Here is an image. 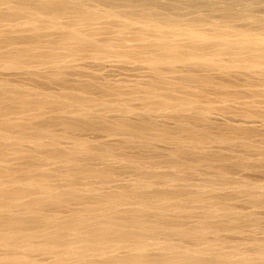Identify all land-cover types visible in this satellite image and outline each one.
Returning <instances> with one entry per match:
<instances>
[{
  "label": "bare ground",
  "instance_id": "bare-ground-1",
  "mask_svg": "<svg viewBox=\"0 0 264 264\" xmlns=\"http://www.w3.org/2000/svg\"><path fill=\"white\" fill-rule=\"evenodd\" d=\"M102 1L105 2V3L106 2L107 3H113L115 0L114 1L113 0H102ZM135 1L132 0L131 2H134V4H136ZM140 1L138 0L137 2H140ZM147 1L144 0L141 3H139L138 5L136 4V6H138V8L141 9L140 10V13H142V10H143V12H145L146 10H148L147 7H150L149 5L152 4V3H149L150 1H148V2ZM76 2L77 1H75V3ZM126 2L131 3L129 0H126ZM71 3H72V1H71ZM71 3L69 2V0H0V56L1 55H5V56L10 57L11 58V61H13V64L14 65L9 66L11 63L8 65L7 62H6V59H8V58L4 59L3 56H2V58L0 60H2V59L5 60L4 62H6V64L9 67H13V66H15V64H18L19 65L18 67H20L21 66L20 64H22V66H23L24 63H25L24 66H23L24 68H25V65L26 64H27V66L29 65V68L26 67V69L28 68V69L31 70V68H33L35 66L36 67H40L39 70L40 71L43 70L44 71L43 73L46 74V75H44V77L42 76L43 79L45 78V76H47L46 79L49 78L50 79V80L48 79L49 81H51V80H53V81H59L64 86V88L67 86V84H70L69 82H71V81H70V77L68 79V76L69 75H73V74H71V73L68 74V72L67 73H64L61 70L62 66L65 65V64L64 65L63 64L62 65L60 64L61 62H64L63 60L61 61L63 55H65L63 53H66V54H68L67 56H70V55H73V54H76L77 55L78 52L83 51L84 49H86V50L88 49L89 50V48H90V50H89L90 52L92 50H95V51L98 50V48H100V44H96L98 41L97 42H93L94 40L92 41V40L86 38L89 35L90 36L91 35H96L97 32H98V29H96V28L93 29V28H91L92 27L91 25H90L91 27L90 26H87V25L90 24L89 22H92V21H96L98 19H101L102 16L100 17V15L103 13V12L102 13L101 12H98L97 11L98 10L97 8H95V9H97L96 10V12H97L96 14H94L93 12H88L90 8H88V11L86 9L87 7L84 8L85 2H84V4H83V2L82 3L79 2L80 4L78 3V5H77V3L75 5L74 2H73L74 4L73 3L71 4ZM119 3H120V1H119ZM81 4H83V7L81 6ZM128 5H130V4H128ZM125 6H127V4ZM130 6H132V4ZM133 6H135V5H133ZM128 8L130 9V7H128ZM93 9L92 10L90 9V10L91 11H95ZM101 10H103V9H101ZM149 10H150V8H149ZM229 10H226L229 14L230 13H233V14H235V16H237V14H236L237 13L236 12V8L234 9L235 11L232 10L231 8H229ZM29 11H30V13L33 12L32 13L33 14L32 15L33 18L35 17L34 16L35 15L34 12L37 13V15H39V16L35 17V21L33 19V21L37 25H38L39 22H41V21H39V19H38V21H39L38 22L37 21V18L38 17L40 18L42 14L44 15V17H42L40 20H42L43 18L44 19L47 18V19H45V21H46L45 23L52 22L51 24L56 23L58 25L57 26H52L51 24L48 23V25H44L45 26L44 27V26H41V23H39L40 24V28L42 27L40 29V28H38L39 25H38V27H33V26H37V25H35V23H33L31 21L32 20L31 18L28 20V22L27 21H23L24 19L23 20L20 19L23 22L22 23L20 22L18 24V22H17L18 21V17L17 16H22L24 13L27 14L26 12H28L27 16L28 15H31V14H29ZM121 12L124 14L123 11H121ZM98 13H100V14L98 15ZM136 13L137 12H135V16H136ZM20 14H22V15H20ZM146 15H148V14H146ZM243 15H245V14L243 13ZM243 15H242V17H245ZM255 15H256V13H255ZM255 15H254V17H255ZM107 16L109 18L110 15H107ZM140 16L138 15L137 17H140ZM165 16L166 15H164V17ZM256 16H258V15H256ZM263 16H264V14H263ZM240 17H241V15H240ZM15 18H16V20H15ZM61 18H63V19L64 18H70L71 21L72 20H75L76 21V18H77L80 21L79 23H82L84 26L81 24V26H82V27H80L81 30L78 29V31L77 30L75 31V29L74 30L73 29L71 30L70 28H68L69 27L68 26L69 23H67V26L68 27L64 26L65 23L64 24L63 23L62 24L59 23V20ZM253 18L251 17L252 21L254 20ZM25 19H26V17H25ZM121 19H123V18H121ZM172 19H173V17H172ZM251 19H250V22H251ZM111 20H113V19H111ZM197 20L198 19L195 20V23H197ZM238 20H241V19H238ZM259 20H262V19L260 18ZM14 21H16L17 24H15ZM115 21H116V19L114 20V23H116ZM147 21H149V20H147ZM152 21H153V19H152ZM24 22H26V23H24ZM42 22H43V20H42ZM104 22H105V19H104ZM118 22L119 21H117V24H118ZM129 22H131V21L129 20ZM129 22H128V24H129ZM160 22H159V24H162V21H160ZM170 22H172V21H170ZM28 23L31 24V25L33 24V26L30 27V25ZM124 23H126V21L123 22V24ZM135 23H136V21H135ZM137 23H139V22H137ZM157 23H158V21H157ZM216 23H218V21ZM226 23H223V24H226ZM232 23H236V22L232 21ZM262 23H263V21H262ZM26 24L28 25V27H22V26H25ZM110 24H108L109 27H110ZM117 24H116V26H117ZM145 24H144V26H145ZM213 24H215V23H213ZM247 24H249V23H247ZM101 25H104V24L101 23ZM130 25H132V23ZM149 25L151 26L152 24H149ZM171 25H173V24H170V26ZM205 25H209V24H205ZM211 25H212V23H211ZM260 25H262V24H260ZM72 26L73 25L70 22V27L72 28ZM116 26H114V27L116 28ZM155 26H156V24H155ZM234 26H237V24L234 25ZM240 26H242V25H240ZM247 26H245V27H247ZM254 26L257 27L258 25H255L254 24ZM75 27H77V26H75ZM102 27H104V26H102ZM200 27H202V26H200ZM213 27H215V26L213 25ZM216 27L218 28V26H216ZM227 27H228V24H227ZM245 27H244V29H245ZM98 28H101V27H98ZM123 28H124V26H123ZM153 28H155V27H153ZM153 28H151V30ZM189 28L192 29L191 27H189ZM204 28L202 30H205ZM224 28H225V26H224ZM229 28H230V26H229ZM254 28L255 27H253V29ZM190 29H189V31H190ZM105 30H107V29H105ZM117 30H120V29L118 28ZM145 30H147V29H145ZM179 30H182V29L179 28ZM198 30L201 31V29H198ZM208 30H210V29H208ZM223 30H225V29H223ZM102 31H104V29ZM114 31H113V33H114ZM125 31H126V29H125ZM117 32L120 33L119 31H117ZM191 32H193V31L191 30ZM194 32H195V30H194ZM194 32H193V34H196L197 31L195 33ZM205 32H207V31H205ZM227 32L229 33V31H227ZM183 33L186 34L187 32L186 33L183 32ZM199 33H201V32H199ZM251 33H254V32H251ZM251 33H250V36H251ZM260 33H261V30H260ZM263 33L264 32L262 31V35H263ZM98 34H100V33H98ZM121 34H124V33H120L119 36H121ZM138 34H139V32H138ZM149 34H150V31H149ZM227 34L226 33H224V35L221 34L222 35V38L220 36V39H219V37H218V39H216L217 36H219V34L216 33L215 34L216 35L215 38L210 36L211 38H214V39H212V40L209 39L208 40V38H207V41L205 40L206 38H204V37H202V35H200L202 37V39L205 40L206 42L205 41L202 42L201 39H200V41L202 43L201 42H198V41L196 42L197 44L198 43H201L199 45H197L194 42L195 40H198V39H195V37H193L195 40H193L192 42H194L195 44L191 42L192 46H190L191 47L190 49L194 48V50L196 51V54L194 56H192V54L191 55H188L190 51L189 52L187 51L188 54L186 53L185 50H182V51L179 52V50H176V48L178 49V47L176 45H172L171 42H170V40H167L170 43H168L166 41H162V43L163 42L165 43L164 45H166L165 48H167V50H169V51H171V50L174 51L175 50L176 53L178 51L181 54L184 51L186 53V55H187V56H185L186 58L188 56H190L189 58L198 61L199 63L197 65H195V70H196V67H198L199 69H201V71L204 72L202 75H198V74H195V73L190 72L191 71L190 70L189 71L190 72L189 75H186L184 77L182 76V77H180L181 79L177 77V79L175 81H178V82L175 83V84L172 83L173 85L171 84L170 81H168L169 79L168 80L166 79L167 81L164 80L165 76H164V78H162L163 77L162 74L163 75L169 74L170 71H171V68H172V67L169 68V66L166 67L169 64L171 66V63H173V61H171L173 59L170 60V58L168 59L167 57L166 58L169 60V63H167V61H164V60L161 62V65L164 62L165 68L162 66L164 70H160L161 69L160 68L161 66L159 67L158 66L159 64H156V63L155 64L152 63V67H149L150 65L148 66L149 68H151V69H153L155 71V72H153V73H155V75L158 73L156 76H159V74H160V76H162L161 77L162 80H160L161 82L159 81L160 82L159 84H161V85H159L158 82L156 83L158 86L156 84H154V81H152V82L150 81L151 83H153V85L150 82L149 83L146 82L147 84H150V85L145 86V84H146L145 83L144 84L145 87H142L140 85H139V87L137 85L136 86L134 85L133 87H130V86L124 87L125 85L124 86H120L121 85L120 83H119L118 86L117 85L116 86L115 85L111 86L109 84L108 85L106 84V83H108L107 81H106V83L105 82H101L102 84L105 83L104 86H101V84H100V81L101 80L99 81V84H93L92 82L90 84V81L89 80H87V81H89V84L86 83V81L84 82V83H86V85H84V83H83L84 86L82 88L83 89L85 88L84 90L87 92V95H88L89 92L95 93L98 90H100V92L103 91L102 94L103 93L104 94L106 93V95H108V96H111L109 94H112L113 97L115 95V97L117 98V101H120L119 102L120 105H121V103L124 104L125 102H128L126 100H130L129 102L134 101V103H136V101H139V103L142 104V105L141 104L140 105L142 107L143 112H142V114L140 113V115L138 114V117H137L138 119L135 122H133V121H134V119L136 117L133 120H130V118L128 119V116H127V118L124 116L125 114H127L125 112V110H128L130 108L129 106H126V105H129V102L128 103H125L126 105L124 106V109H119L118 108V111H120V114H119V112L115 108H113L114 106L113 107L110 106L112 108V110L115 109L118 112V114L116 112H114V113L117 114V116L115 115L116 117L112 121V120H109V119H111V117H113V116H111L110 118L107 119V117L105 116L106 115L105 114L106 111H104L105 113L104 112L102 113V111H101L102 109L101 108H98L97 104H96V106H97L96 112H99L98 116L95 115V111L93 112V108L96 109V106H93L92 108H89L88 109V107H89L88 103H91V102L97 103V102H95V100L94 101L91 100V95L90 94H89L90 95L89 96L90 97V100H88V97L87 96L86 97L84 96L85 97V100H84V97L82 96V98H83L82 99L81 96H80V94H78L77 92L73 91L74 86L73 87L71 86V88H69L70 86H68L67 89H66L67 91H68V88L70 89V91L72 90L71 91L72 94L69 91H68V93L65 92V94H67V95H65V98L68 97V99H69V96H70V100L72 101L71 102L72 105H69L67 103V100L64 99V95H63L64 94L63 93L64 91H63V89H62V95H60V96H56V92H55V95L53 94V96H51V95H44L45 94L44 93L45 91L44 92L42 91L44 94H41L40 93L41 95H39V96L36 94L37 96L34 97V92H33V97H31L32 94H30V93H31V90L33 91V89L30 88L31 89L30 90V89L27 88L28 90H30V93L28 92V90L26 88L23 90V86H22V88H20L19 90H17L16 89L17 86H14L13 85L15 82L13 84L10 82L14 86L13 89H12V85L10 83H8V84H10L9 87H11L10 89H8V87H5V86H8V84L6 85V83L8 82L7 79H6L7 82L4 83L5 86H4V84H2L6 89H4V87H1L0 86L1 87L0 88V162L1 163L3 162L5 165H7V167L5 166L6 167V169H5L6 172H8V170L11 169L12 166L16 167V168H14L15 169V172L14 173H13L14 170L13 171L10 170L8 173H10V172H12L13 174L16 173L17 166L18 165L17 166L16 165H13V163H14L13 161H15V160L20 161V162L22 161V164H23L22 166L23 167L21 166L22 168L20 169V167L18 166L19 169H20L18 171L20 173V176L18 174L17 177H14V178H12L9 181L6 180L7 182L6 181L3 182V180L2 181L0 180V183L3 182V183L0 184L1 185L0 186V246H1L0 249H3L4 247H7L6 248L7 250L9 249L7 251L8 254L6 253L7 256L5 258H3L5 256V254L3 256V252H1L3 259L2 260L0 259V264H36V262H35V259L36 258H34L35 256L33 255L34 260H32L31 257H29V255L31 256V254H32V253L30 254V252H33V251L35 252L36 249L37 250L39 249L38 248V245L41 246L42 244L44 245L45 243H47V244L48 243L49 244H54V246L55 245H58L59 247L60 246L63 247L64 250L62 248H60L58 250L59 247H56L55 246L58 252L61 251V250L64 251V252L61 251V252H63L64 255H59V257L62 259V261L63 260H66L65 258H68V260H69V258L73 257V259H74L75 255L78 254V256L76 255V257L78 258V260L76 259L77 262L76 263L74 262L75 264H203V263L204 264H207V263H205L207 261V258L204 257L206 255H208L209 258H212V260H211L212 262L214 260H216V263H211V264H217L218 261H219L218 264H220V262H222V264H225V263L228 264V262L226 260L231 261V260H229L230 255H228L229 256L228 259L225 256L226 255L225 253H227L226 250H225L226 252L223 251V252H225V253H223V255L225 254L224 256L226 258L223 257L222 254H221L222 256L219 255V254H217L216 255L217 257H216L215 254L213 253V251H212V253L214 254V258L212 257L213 255L208 254L209 251L211 250V248L213 249L214 246L216 247V245H214L212 247H211V245L217 244L218 243L217 240H219V239L216 238L215 235L213 236L211 233L209 234L207 231L210 228L212 229L213 227L214 228L217 227L216 229H218V234L217 233L216 234L218 235L217 237H219V233L220 232L222 233L223 231H226L227 233H229V230L232 231V229H234V228H236V229H234L235 231L237 229L239 230L238 227H241V226H239V224L240 225L241 224L242 225L243 224H246V225H243L240 228V230L243 229V230H241L243 232L245 230L244 227L248 226L247 225L248 222L249 223L252 222L253 225L252 224H250V225L255 228L256 221H258V222L259 221H261V222L264 221L263 220L264 219L263 214L261 212H259L260 208H259L258 211L256 209L257 207L261 206L262 203H264L262 201V199L264 200V198H263L264 195L263 196L261 195V197H262L261 198V201L262 202L260 201V198L258 199V196H257L258 193L260 194V193L264 192V191L261 190V189H264V187H263L264 186V183H261V185H263V186H261L260 183L258 182L259 184L256 183V186L253 188V190H254V189H256L257 186H259L257 188L260 189V186H261L262 188L260 190L262 192L259 189H257V191L254 190V193H253V190L251 188V190H252L251 193L254 194L255 198H257L256 199L257 201L255 200V198L253 197V195H252L253 198L250 195L249 196L248 195L246 196L247 197L246 199H248L249 197H251L253 201L255 200L254 201V202H256L255 204H251V202H253V201L250 200V198H249V201L250 202H248V203H250V206L256 205L257 207L256 208L254 207L255 209L253 207H252L253 209H249L251 207L248 205L249 206L248 209H245V210H244V208L242 209L244 212L242 210H240L241 208L240 209L238 208L241 212L240 211L238 212V209L237 208L236 209L235 208H232V209H234V211L237 210V212L236 211L234 212L232 210H231V212H230V210H229V212H226L227 211V209H226V211H224L225 213L223 211H221V214H219L218 211L216 212V209L215 208H217L219 210V212H220V208H218V206H220V205H222V206L223 205H226L227 206V204H225L224 201H221L223 203L220 204V205H218L220 203V201H218V199L224 200L223 199L224 197L222 196L223 195L222 194L223 192L221 193L222 194L221 197L218 198L216 196L218 195L219 192L216 194V192L213 191V192H215V195H216L215 198H216V200L219 203L214 204L216 207H214L213 204L209 205L210 204V202H209L210 201V198L213 197V199H215L214 196H213L214 193L211 191V190L214 189V186H212L213 185L212 184L213 181H211L210 179H208V177H207V179L203 177L204 184H201L202 183V180H201V183H200L199 182L200 180H197V179L196 180L195 179L192 180V177L195 176V175H197V174L198 175L201 174L202 173L201 170L202 171L204 170L208 174L213 173V172H216V175H217V178H218V182L217 183L219 185L226 186V184L227 185L230 184V182H226V181H228L230 179L231 185L229 187H234V185H236V184L233 185L232 183H236V182L238 183L239 182L238 180H240V179L236 178L235 182H233V180H234L233 178L234 177H230L229 176L231 174V173L229 174V172H228L229 170L230 171L231 170H237V171H246V170H249L250 171L251 170V171H256V173H257V171H259L261 173H264V148H262V146L264 147V135L262 133L261 134L263 136H261V134H258V131L256 129H254V128H249L248 126L247 127L245 126V128H244V127H240L238 125L237 126H227V127H221V126L219 127V126H217L218 128H216V131L214 132L215 128H213L214 130L212 131L211 123H210L211 122L210 120H212V119L209 120V117L210 116L208 117V115H209L208 112H209L210 109H208L207 112H205V111L204 112H202V111H194V112H192L190 114V112H191L192 109H189L190 108V106H189V108H188V112L190 110L189 116H186V114L185 115L182 114L183 112H186V110H184L185 107H182V105H181V102L182 101L180 102V100H183V98L182 99L181 98H178L180 104H179V102L176 101L177 98L176 99L173 98L176 101V103H177L176 104L177 105V109L180 112H182L184 110L181 113V117H179L177 115L178 113L180 115V112L179 111H178V113L177 112H172V113L170 112L171 109L173 111L176 110V108H173L174 107L173 105L175 104V101L171 100L174 103H171V104H173L171 106L172 107L171 109H170V106L168 108V105H170V104H168L169 103V100L172 98V96L174 94L173 95L170 94L172 96L170 98H168V92L166 90L168 86H165V83L162 84V81L164 80L167 85H169V86L172 85L173 88L171 89V91L173 90L175 92H179V93L181 92L180 94L173 92V93H175V95L178 94V96H180V95L182 96V95H184V93L185 94L186 93L188 94V92H190V90H191L190 87H192L193 82L201 83L203 85H206V84L208 85V83L209 84H211V83L214 84L216 82V80H214L215 79V78H213L214 76L212 77L211 73L208 74V72H211L213 70H219L220 72L221 71L224 72V70H225V72H226V69H228V68L230 69L232 66H228L229 65L228 64L227 65L228 68H226L225 66H222L223 64L221 63V61L224 59L223 61L226 62L225 65L227 64V61L225 60V57L226 56L227 57H230V58H231V56H233V58L237 61L236 64L240 62V61H238V59L240 58L243 61V63H244V64H242V65H244L243 67H246V70L247 71H248V69L251 72L252 71H254V72L256 71L257 72L256 75L258 74V72H264V50L255 52L256 51V48H255V44L256 43L254 44V47H252V49H250L251 48V45H249V43H250V41H251V39H252L253 36H251V39H250L249 43L246 41V39H248L250 37H246V39L243 37L245 40H243V39L241 40L242 43H243L242 44V43H238V42L232 40V38L229 39V36ZM153 35H155V34H153ZM114 36H116V35H114ZM161 36H160V38H161ZM173 36L174 37L175 36L177 37V35H174V34H173ZM254 36H255V33H254ZM261 36L259 35V37H261ZM107 37H108V35L106 37H104V39L106 40ZM152 37L154 38V36H152ZM169 37H167V38H169ZM185 37H187V36H185ZM205 37H206V35H205ZM239 37L237 38L238 39L237 41H239ZM149 39H148V41H149ZM169 39H172V38L170 37ZM262 39H263V37H262ZM100 40H101V37H100ZM103 40H101V41L103 42ZM128 40H130V39H128ZM136 40H138V39H136ZM150 40H152V39H150ZM158 40H156V41H158ZM252 40H254V39H252ZM107 41L105 43H107ZM111 41H113V40H111ZM148 41H146V43L145 44L143 43V44L144 45L148 44L147 43ZM160 41H158L159 42V45H160V49H161V47H162V49H164L163 48L164 45L163 44H160L161 43ZM152 42L154 43L153 40H152ZM158 42H156L157 45H158ZM172 42L174 43V41H172ZM138 43H139V41H138ZM185 43H186V41H185ZM262 43H264V40H263ZM175 44H177L176 43V40H175ZM245 44H247V46L249 45L250 47L249 46L247 47ZM117 45L118 44H116V46ZM151 45H150V47H152ZM161 45H163V46H161ZM185 45H187V44H185ZM258 45H260V44H257V46ZM113 46L114 45H112V47ZM101 47L104 48L106 46L105 45L104 46L102 45ZM107 47H109V46L107 45ZM124 47H126V46H124ZM124 47H123V52H125L127 50H132V51L134 50V54L136 53L135 52V49L136 48L138 50H141V49H139V47H141V46H139V47L138 46H135V47L133 46V47H131V49H127L125 51H124ZM146 47L149 48V46H145V47H142V49L143 48L145 49ZM158 47L155 48L154 50L158 49ZM181 47H180V49H181ZM260 47H262V45ZM132 48H135V49H132ZM183 48H184V46H183ZM257 48H259V46ZM262 48L264 49V47H262ZM118 49H119V47H118ZM162 49L160 51L158 50L157 52L156 51L155 52L156 53L161 52V51L163 52ZM253 49H254V51H253ZM259 49L261 50V48H259ZM60 50L63 53H61ZM63 50H66V51H63ZM56 51H58V52H56ZM103 51H102V53H103ZM106 51H109V49L106 50ZM111 51H113V50H111ZM169 51L168 52L166 51V52L169 53ZM123 52L120 53L121 54L120 56H123L124 57L126 55V53L128 54V52H126L125 54H123ZM139 52H141V51H139ZM150 52H151V50H150ZM58 53H60V54H58ZM116 53H118V52H116ZM185 53H183L182 56H184ZM151 54H152V52H151ZM86 55H89V57H90V54L89 53L88 54L86 53ZM102 55H103L102 57H104L105 56V53L102 54ZM129 55L131 56L132 54L130 53ZM141 55H143V54H141ZM152 55H154V54H152ZM161 55H162V53H161ZM163 55H164V53H163ZM170 55H171V52H170ZM180 55H177V58ZM229 55H231V56H229ZM73 56H72V58H73ZM117 56H119V55H117ZM134 56H132V57H134ZM149 56H151V55H149ZM157 56H158V54H157ZM238 56H243V57L242 58L241 57L238 58ZM86 57L88 58V56H86ZM115 57H116V55H115ZM125 57H127V55ZM132 57H131V59H132ZM154 57H156V56H154ZM185 57H184V60H187L188 58L186 59ZM227 57H226V59H230V58H227ZM171 58H173V57H171ZM99 59L101 61V58H99ZM106 59H108V58H106ZM141 59H139V60H141ZM158 59H159V57H158ZM216 59H217V61L220 60L217 63L218 65H220V67H217L216 66V61H215ZM120 60L121 59H119V61ZM155 60L156 59H154V61ZM213 60L215 61L214 63H213ZM231 60H232V58L230 59V61L228 60V63L231 62V64H232L235 61V60H233V62H232ZM8 61H9V59H8ZM134 61H136V60H134ZM158 61H160V60H158ZM150 62H149V64H150ZM50 63H52V64H50ZM53 63H58V64H54L56 66L55 70L57 69V67H61V68L58 69L57 71H51L50 72V69H49L48 71L46 70L47 72H45V69L47 68V65L50 64V66H51V65H53ZM132 63L134 65V62H132ZM189 63H191V62H189ZM219 63H221V64H219ZM137 64H138V61H137ZM165 64H167V65H165ZM4 65H3V67H4ZM193 65L194 64H192V66ZM238 65H237V67H240ZM0 66H1V61H0ZM22 66H21V68H23ZM65 66H67V65H65ZM235 67H236V65H235ZM21 68H19V69L22 70ZM64 68H67V67H64ZM166 68L169 69L170 71L167 70ZM173 68H174V66H173ZM17 69L18 68H16V70ZM231 69L234 70L233 68H231ZM10 70H11V68H10ZM30 70H27V71H30ZM32 70H36V69H32ZM59 70H60V72H59ZM74 70L76 71L77 69H74ZM166 70L169 71V73H165L164 74V71H166ZM174 70L175 69H173V71ZM36 71H38V70H36ZM36 71H33V72L38 76V74L41 73V72L38 71L39 73L38 72L36 73ZM73 71H72V73H73ZM81 71H83V70H81ZM162 71H163V73H162ZM179 71H181V70H179ZM228 71L229 70H227V72ZM147 72H148V70H147ZM83 73H84V71H83ZM83 73H82V75H83ZM175 73H177V72H175ZM235 73L238 74L236 71H235ZM27 74H30L31 75V73H27ZM179 74H180V72H179ZM260 74L261 73H259L258 76H261L262 77V75H260ZM0 75H1V73H0ZM145 75H146V73H145ZM170 75L172 77V74H170ZM170 75H169V77H170ZM254 75H255V73H254ZM78 76H80V74ZM90 76H92V75H90ZM90 76H89V79H90ZM248 76H251V75H248ZM40 77H41V75H40ZM146 77L149 78L148 76H146ZM246 77H247V75H246ZM73 78H75L74 75H73ZM94 78L92 80H94ZM155 78L156 77H154V79ZM167 78H168V76H167ZM237 78H238V76H237ZM156 79L158 80L159 77L156 78ZM262 79H264V77H262ZM226 80H228V78ZM53 81H51V82H53ZM213 81H215V82H213ZM242 81H244L243 78H242ZM250 81H252V79ZM77 82L76 83L79 84V80H77ZM167 82L168 83L170 82L171 85L168 84ZM189 82L192 83V85H189V89L190 90L187 89L189 91H186L185 89L187 88ZM25 83L23 82V84H25ZM43 83H45V82H43ZM96 83H98L97 82V79H96ZM222 83H224V81ZM20 84H22V83H20ZM20 84H19V86H21ZM195 84H194V88H195ZM224 84H222L223 86H220L219 87L221 90H222V88L225 89L227 87V84H226V86H224ZM243 84H244V82H243ZM0 85H1V83H0ZM79 85H81V84H79ZM262 85H264V81H263V84ZM159 86H162V87L164 86L163 88H165L164 90H166L167 94H165L164 93L165 91L164 90H161V88H159ZM253 86H254V83H253ZM29 87H30V85H29ZM31 87H32V85H31ZM242 87H244V86H242ZM247 87H250V86L247 85ZM169 88L170 87H168V89ZM255 88H256V86H255ZM39 89H41V88H38V91L40 92L41 90H39ZM195 89H197V88H195ZM204 89H202V90H204ZM229 89H232V88H229ZM237 89H239L238 88V85H237ZM240 89H242V88H240ZM244 89H246V88L244 87ZM252 89H253V87H252ZM79 90H80V88H79ZM198 90H199V88H198ZM76 91H77V89H76ZM222 91H224V90H222ZM231 91H230V93H233ZM262 91L259 92V94L261 93L264 96V88H263ZM73 92H75V93H73ZM182 92H183V94H182ZM194 92H196V91H194ZM212 92H214V91L212 90ZM49 93H51V91ZM52 93H54V92H52ZM208 93L211 94L210 91ZM215 93H217V92H215ZM226 93H227V95L230 96V93L229 92H226ZM234 93L233 94L236 95V96L239 94V92L238 93L234 92ZM82 94L83 95H86V93L84 94V92H82ZM257 94H258V92H257ZM57 95H58V93H57ZM190 95L191 96H196L197 94L194 95V93L191 92V93L188 94V96H190ZM227 95L224 96V95L220 94V96L222 97V99H224V101L226 99H228L227 98L228 97ZM241 95H244V94L242 93ZM207 96H209V95H207ZM238 96L236 97V99L234 98V101L235 100L236 101L238 100ZM216 97L217 96H215L214 98L216 99ZM232 97H235V96H232ZM259 97L261 98V95ZM98 98H96V99L98 100ZM241 98H243V96ZM185 99H184V101H185ZM205 99H206V97H205ZM230 99H231V96L229 97L228 100H230ZM245 99H246V96H245ZM231 100H233V99H231ZM251 100L252 99H250L249 102ZM194 101H195V99H194ZM198 102H199V104L201 103L200 101H198ZM207 102H209V101H207ZM103 103L104 102L101 103L102 104V108L105 109L106 107H108V106H106L107 105L106 103L105 104H103ZM82 104H84V105H82ZM109 104H110V102H109ZM178 104L181 105L179 107L180 109L182 107L181 110L178 108ZM185 104H186V101H185ZM185 104H183V105L185 106ZM187 104L190 105L192 103H187ZM252 104H253V102H252ZM85 105H86L87 108L85 107ZM136 105H138V104H136ZM243 105H244V103H243ZM197 106H198V104H197ZM205 106L207 107V105H205ZM244 106H246V105H244ZM156 107L159 108L157 110H160V111L162 109L164 110V112L162 111V114L165 115V117H167L168 120L169 119L172 120L173 118L178 117L177 120H176V124L174 126H172V127H169L166 124L159 123L158 120L154 117L155 113L152 114L153 109L155 110ZM256 107H257V105H256ZM186 108H187V105H186ZM200 108H202V107H200ZM196 109H198V108L196 107ZM219 109H216V110H219ZM252 109L251 110L250 109L249 110H245L244 109L245 111H242L243 114L240 113V112H238V115L240 114V115H244L246 117L248 116V118L249 117H253V118L254 117L255 118L257 117L258 118V119L256 118L257 120H260L261 117H263V121H264V111L263 112L260 111L261 113L260 112L258 113L254 109L253 110L255 112L252 111ZM98 110H100L101 112L98 111ZM222 110H226V109H222ZM123 111L125 112V114H123L124 113ZM155 112L157 113V111H155ZM100 113H102V114H100ZM110 113H111V109H110ZM175 113H177V114H175ZM206 113H207V117L205 115ZM228 113H230V112H228ZM107 114H108V110H107ZM182 115H184V117H182ZM136 116H137V114H136ZM151 116H153V118ZM241 117L244 118L243 116H241ZM181 118H182V122H179L178 120L179 119L181 120ZM213 122L215 124V120ZM29 128L34 130L33 134H32V132L29 134V132H28V129ZM84 129L85 130L86 129H88V130L89 129L90 130H95L97 132H101L102 135L104 133V135H106L104 137H109V138H112L113 140H115L114 139L115 137H121V136H123L124 140H121V138H120L119 141L117 140L118 141V144H117V142H114L113 140H112V143H108L109 139H107L108 141H107V143H105V145L103 144L102 147H100L99 146L100 144L99 145L97 144L99 146V148H97V145H94V144L91 145L92 142L91 143L89 142L90 145L88 143H84L83 141H84V139L86 140V138H84L83 141L81 140V134H78V133H82V130H84ZM54 130H56V132H57V130L60 131L59 134H58V132L57 133L55 132L57 135H54L55 134V133H53ZM77 134H78V136H77ZM79 135H80V138H79ZM117 135H119V136H117ZM259 136L261 137V139H259V142L258 141L253 142L256 139L255 137H259ZM239 138H241V140H239ZM63 140H67V143L70 145V147L64 146V144L62 142ZM87 141H88V139H87ZM121 141H123V142H121ZM64 142H66V141H64ZM109 142H111V141H109ZM120 142H121V144H120ZM214 144H217L218 146L221 145V146H223L224 149L226 148L228 151L229 150L231 151V148L236 145V147L239 146V147H241L240 149L243 148L244 150H246V153L245 154H248V151L249 150H252V151H255V152L259 153V155H258V157H256V159H254L255 157L253 158L254 161H250L247 158L248 157H252V156H249L248 155V157L245 158L244 157L245 154H244V156H242V153H240V155L238 153L235 154V153H233L234 150H232V153L231 152H228L227 150L226 151L228 153L227 152L224 153L223 152V149L220 147L222 149V152L221 151H218V150L216 151V150L212 149V145H214ZM138 146H139L140 149H142V150L144 149L146 152H151V153H148L149 156H150V154H152V156H150L152 158V159H150L151 160L150 161L151 164H150V166H148L149 169L146 168L147 170L144 169L145 164L142 165L140 163L139 165H136L137 164L136 163V164H134L136 166H133L132 160L134 158L133 159L131 158L132 155H129V152L126 153L128 149L133 148V147H134L133 149L137 148V151L139 152ZM159 146H165V147L169 148L168 149L169 150L168 151V154L166 153L162 158H157L154 155L155 154L154 152L158 149ZM94 148H95V150H94ZM96 148L98 149V151H97ZM214 148H215V146H214ZM133 149H131V150H133ZM160 149H159V151H160ZM117 150H121V152L124 153V154L121 153V154H123L122 155L123 158H121L122 159L121 161H124L125 162L122 165V168H125V167L126 168H130V169H132L135 172V174H137L136 177H134L135 179H133V181H128L129 180L128 179L127 182L125 181L126 183H124L123 180L125 178L119 179L120 176L117 175L118 173L117 174L115 173L114 163H115V160H117V158L115 157V160H114L112 157L114 156L113 154ZM131 150H129V151L131 152ZM145 151H144V153H145ZM252 151H249V152L252 153ZM257 153H255V155ZM139 154H141V153H139ZM142 154H143V152H142ZM142 157H143V155H142ZM186 159L191 160V162L184 161ZM249 159H251V158H249ZM94 162L95 163H98L99 165L96 164L97 166H92V164ZM137 162H138V160H137ZM140 162H142V161L140 160ZM57 163L61 164V166L59 167L58 166L59 164H57ZM118 163H119L118 165H120V160H119ZM165 164L170 169V172L169 173H165L166 170H165V172L164 171L162 172V170H161V167L164 166ZM9 165H10L11 168L9 167V169H8V166ZM55 165L58 166L60 168V170L63 169L62 166L65 167V169H63L64 172H61L62 174L64 173L63 175H65V173H66V171L68 169V171H67L68 173H69L70 170L73 172V175L69 174V175L73 176V178L75 176H76V178L80 177V180H81V178H84V179L87 178L88 179V182H90V183H91V181H89V178H91L92 180L95 179L96 182H98V185H100V188H97L98 186H96V188L94 186H90L89 183L86 182L88 184V187H91V188H89V191H90V189L92 191H93V189H94V191H95V189H99V190L102 189L103 190L102 192H104V188L107 189V185L112 186V184L118 183V182L120 184L121 183H124L123 184L124 185L123 188H121L119 186L116 187L118 190H114V189H116L114 187H112V188H114L112 190V188H110V186H108L110 188V192H106L105 195L109 194L110 197L113 196V200L116 197L118 198V196L121 197V198H125V200H126L125 204L126 205L129 204L128 203V199H126V197H132L135 200L138 197V200H136V201H139L141 199L139 202H140V204L142 203V205H140L138 203V205H136V209H133L135 212H137V215L132 212L133 210L131 208L132 207L135 208V205H133L134 203H132L130 201V199H129V202H130L131 205L129 204V207L130 208L127 206L128 209L124 205L123 206L119 205V204H122L120 202V200H119V204H118L119 207L121 206V208H123V209L126 208L125 209L126 210V213H128V210L131 209L132 211L129 210V212L131 211L130 214H126V213L121 212V210H123V209H120L117 206V203L116 202H115L116 205H115V203H114V205L118 207L117 209L120 210V212H121L122 215L118 211H116L118 213H116L115 211L112 212V210H114V208H113L114 205H113L112 201H111V203H112L113 206L111 204H110V206H112L113 209L112 208L110 209L109 208V205L106 207V205H107V202L106 201L105 202H103V200H101L102 202L100 201V198L101 197L98 199V201H100V203H102V205L96 203V202H98V201H96L95 204H94V206H92L91 204H89V205L86 206V204H84V201L86 203V198H85V195L86 194H84L83 191L81 192V191H79V189H76L77 186L73 182H72L73 186H72V184H69L68 185V187L70 186L69 189H67V187H65L69 183V181H68V183L65 186H62L66 190H62L61 188L56 187L55 185H52L50 183V177H51V175H53V172L57 173V171L59 170V168H57L58 170L56 169V166ZM0 166H1V164H0ZM167 166H166V168H167ZM5 167H2L1 169L5 168ZM29 167H32V168H29ZM119 167L120 166H118V168ZM164 167L162 169H164ZM31 170L34 171V172L31 173L30 172ZM121 170H123V169H121ZM2 172H5V171H2ZM58 172H60V171H58ZM12 173H11V175H13ZM16 174H15V176H16ZM57 174H55V175H57ZM5 175H6V173H5ZM55 175H53V176H55ZM0 176H2V175H0ZM9 176H8V178H9ZM71 176H69V177L66 176V177L71 178ZM198 178H201V176L200 177L198 176ZM61 179H62V177L60 178V180ZM53 180H54V177H53ZM85 180H83V181H85ZM205 180H207L206 184H208V185H211L212 184L211 185L212 187L209 186L211 188L210 189L211 192H209L207 189L204 188V187L208 186V185H205ZM208 180L211 181V184H209L210 181L208 183ZM71 181H74L75 182V180H71ZM83 181H82V183H83ZM241 181H242V179H241ZM55 182H54V184H55ZM58 182H61V181H58ZM78 182L77 183L75 182V183L78 184ZM249 182H248L249 183L248 185H251V180ZM255 182L256 181H254V183H252L253 185H251V187H253L255 185ZM20 183H21V185H19ZM223 183H224V185H223ZM87 184H86V186H87ZM239 184H240V182H239ZM61 185H62V183H61ZM74 185H75V187H74ZM96 185H97V183H96ZM169 185H172L173 189H171V188L170 189H167ZM243 185L244 184L242 183L241 185H238V186H243ZM248 185H246V187H248L249 192L246 190V188H244L245 186L244 187H237V185H236V187H237L236 190L240 194L241 193H244V197H245V193L246 192L247 193H250V191H251L250 190V187ZM83 186H85V183H84ZM102 186H103V188H102ZM104 186H106V187H104ZM181 187H184V188H181ZM87 188H82V189H87ZM206 188H208V187H206ZM222 189H223V187H222ZM231 189H233V188H231ZM237 191L235 192L236 194H238ZM93 193H96V192H93ZM211 193H213L212 196H211ZM99 194H100V192H99ZM99 194H98V196H99ZM240 194H238V195L240 196ZM231 195H232V193H231ZM114 196H116V197H114ZM207 196L209 197V199H208L209 201H206V203L205 202H202V199H204L203 201H205L206 198H208ZM224 196L226 197L227 194H225ZM234 196L235 195H233V197ZM105 197H107V196H105ZM110 197H107L108 199L106 198V200L109 201ZM244 197L242 196V199ZM91 198H92V196H91ZM132 198H131V200H133ZM186 198H187V200H186ZM235 198H236V196H235ZM118 199H120V198H118ZM118 199H117V201H118ZM156 199H158V201L161 202V204L158 202L159 203L158 205H160V206H158L156 204V201H153L152 202V200H156ZM183 199H185L186 201L183 200ZM189 199H190V201L192 200L194 202H197L198 201L197 202L198 204H199V201L201 200L200 201L201 204L202 203L203 204L204 203L206 204V205L204 204L205 205L204 206L205 208L208 205V208H212V209L209 211V209L206 208V209H208V211L207 210L204 211V210H202L203 209L202 208L203 204L202 205L200 204V206L198 205L199 206L198 207L197 206V203L194 204L192 202L191 203L190 202H187V201H189ZM213 199H211V200H213ZM93 200H94V198H92L91 202ZM181 200H182V202L185 201L184 202L185 204H183L185 206L181 205V203H180ZM114 201H116V199ZM121 201H123V200H121ZM246 201H248V200H246ZM258 201H260L261 204H259ZM148 202H149V204H148ZM150 202H152V203L155 202V203L152 205V204H150ZM207 202H209V203L207 204ZM257 202H258V204H257ZM71 203H74L76 205L78 204V207H76L77 209L75 208L76 210L74 208H73L74 210H70L71 212L69 213V215L67 217H65L64 215H59L60 213H58V215H57V211L58 212L59 211L61 212V209L62 210L67 209V208L71 209V206H70ZM104 203H106V204L103 205ZM123 203H124V201H123ZM145 203L148 204V205L146 204L148 207H149V205H150V207H151V205L152 206L157 205L156 207L158 209H155V210H158V211L155 212L154 209H153L154 212L153 211L150 212L149 211V210H151L150 207H149V209L147 207V210H146V207H144L145 206ZM186 203H190L191 204L190 205V208H194L195 207L194 210L187 209L186 207L189 208V205L187 204L188 205L187 206ZM96 204H98L100 206H98V205L95 206ZM135 204H137V203H135ZM143 204H144V206H143ZM193 204L196 205L197 207L194 206ZM64 206H66V207L68 206V207L67 208L65 207L63 209L62 207H64ZM211 206H213L214 208L211 207ZM222 206H220V207H222ZM226 206H224V207H226ZM156 207H153V208H156ZM200 207L202 209H200ZM231 207H233V206L232 205L229 206L228 209H230ZM168 208H170V209L173 208V210H176V213L177 214L176 213L174 214L173 210H172V212H170L171 214L170 213L168 214V212H166L167 210L165 211V209H168ZM196 208H199V210H201L203 212H200L199 213V211H197L198 212L197 213L196 210H195ZM262 208H264V207L262 206L261 209ZM125 210H124V212H125ZM247 210H254V212H250V211L248 212ZM11 211L14 214L13 213L11 214ZM15 211H19V213H20L21 216H19L17 214L18 212L15 214ZM54 211H56V213H55L56 216H55V214H52V215H50L51 213L48 214L49 212H54ZM168 211H170V210H168ZM194 211L198 215L200 214L199 215V222H202V221L204 222V226H203V223H202V227H201V224L199 223L200 228H203L202 230H204V232H205V229L207 228V226L205 224H208V223L210 224L212 222L211 223L212 226L214 225L213 227H211V225L208 224V226H209L208 228L209 229L207 228L208 230H206V232H205V237H206V234L208 233L210 236H208L206 238H209V237L212 236L211 238H214L215 237L216 239L214 238L213 240H211L209 238L208 241H206L207 242L206 243L207 245L204 243L207 247L205 245L204 246L202 245L203 247L202 246L200 247L202 250H199L200 251V254H201V251H203L204 248H207L208 250L210 248L209 251L205 249L206 253L208 252L207 254L204 253V252L202 253L204 255L203 257L205 258L206 261L204 260V258L200 257L201 255L199 254L198 249L196 250V246H197V248H199V245H195V247H192L194 249L193 250L194 252L195 251L198 252L199 256L198 255H195L196 253L194 254L192 252V249H191V252L193 253V255L190 254V252H189L190 251L189 248L192 246V244H191L192 242L199 241L200 239L201 240L203 239L204 236L203 237L201 236V234L202 235L204 234V233H202L203 231H201V234H198L197 232H195L199 228V227L198 228L196 227L197 224H196V226H194V224H193V227H196V229L195 228L192 229L190 226L185 227V224L183 223L184 224V228L185 229H188L189 231L183 229L182 228V224H181L182 222H185L186 218L189 219L190 217H193L192 215H196L197 216V214ZM245 211H247V213ZM4 212H6V216H7V213L8 212H10L11 215H8L7 219H5V217H3V215L5 216V214H3ZM257 212L258 213H261V215H262L263 218ZM62 213H63V211H62ZM172 213H173V215H172ZM172 216H174V217H172ZM196 216H194V217H196ZM151 217H154V219H156V221L153 220V218L151 219L153 221H150L149 219ZM178 219H180L179 220L180 222L182 220V222L180 223L178 221ZM183 219H185V220H183ZM193 219H191L192 221L190 220L192 223H198V222H193ZM172 220H174V223L171 222ZM175 220L178 221L177 224H176V221ZM148 221L149 222H152V223L156 222V223H154L155 224L154 227L156 226V224L158 222L159 229L162 228L163 225L168 228L169 227L168 225L170 224V222L173 223V224H171L173 226H170V228L173 227V228H171L172 230L170 231V233L172 234V237H173V234H174V236L175 235L179 236L181 239L179 237H174V238L180 239L181 244L184 246V248H185V245H184L185 242L187 240H188V242L191 241V243H188V244H190L189 245V248H187V247L185 248V249H187V251L189 250L188 251L189 253H187V251H181L182 249L184 250V248H183V246L179 245L180 244V241L179 242L178 241L177 242L173 241L174 243H178L179 246L176 245L177 247L174 246V243L170 240L171 241V244H168L170 241H166L167 244L170 245V246H165L166 245L165 244L164 247H162V249H160V247H159L160 245H158V247H159L158 250H156L155 248H153L152 246L155 245V244L153 243L152 240L154 239V237L156 238V236H154V235H156V234H157V236L159 235L160 230L158 229L159 230V232H158L156 229H154L153 226L151 227V225H153V224H150L149 225L148 224L149 223ZM167 221H170V222H167ZM187 222L188 221H186V223ZM206 222H208V223H206ZM8 223H11V224L8 225ZM28 223H30V225H29L30 227H32L33 224H34L36 226L35 228L37 230H35V231L34 230H31L32 228H30L28 226ZM165 223L166 224L169 223V224L168 225H165ZM178 223L181 224L179 226L180 228H178V225H179ZM260 223L259 224L257 223L259 225V227H261L260 225H263L264 224V222H262L261 224ZM12 224H15V225L11 226ZM31 224H32V226H31ZM158 224H157V226H158ZM174 224H176L177 227ZM237 225H238V227H236ZM191 226H192V224H191ZM189 227L191 228V231H190V228ZM155 228H157V227H155ZM170 228H168V229L165 228V230H166L165 232L163 231V228H162L161 229L162 231L160 232V234L162 232L166 233L167 230H169ZM216 229H214V230H216ZM250 229H251V227H250ZM155 230L158 233L153 232ZM193 230H195V231H193ZM214 230H212V232H214ZM240 230H239V232L242 233ZM251 231H252V229H251ZM256 231L258 232V229ZM256 231H255V233H256ZM259 231H261V230H259ZM148 232L155 233L154 235L152 233H149V234H152L154 237H152V235L150 237L149 234H146ZM209 232H211V231H209ZM233 233H235V232H233ZM237 233H238V231H237ZM251 233L254 234L253 231ZM171 234L169 236V232H167V235H168L169 238L171 237ZM147 235L150 237L149 239H151V241H152V243H151V241H150V243L153 244V245L149 244V239H148V236ZM164 236L165 235H163V237ZM242 236H245L246 237V234L245 235H242ZM159 237L162 238L160 235H159ZM145 238H147V239L145 240ZM222 238L225 241V239H224L225 237H222ZM227 238H229V236H227ZM258 238H259V240H260V238L263 239V237H258ZM229 239H231V237ZM245 239H247V238H245ZM147 240H148V242H146ZM156 240H157V238H156ZM183 240H186V241L184 242ZM193 240H195V241H193ZM25 241L28 242V243H24ZM88 241H89V243H94L93 244V249L91 248V250L95 251V253H96V251L99 253V254L98 253L97 254L102 257L101 258V261H99V259L98 260H95V259H97L95 257H94L95 259L92 258V261L89 260V257H88L89 255H87V254H89L88 253L89 250L87 251L86 250V247L88 245L90 247L91 244H89V243L88 244H84L85 242H88ZM117 241H119V242H117ZM126 241L128 243L133 242L134 245H131V244H128V243L125 244L126 246L120 245V243H125ZM144 241L146 243H148L149 245H147ZM182 241L184 242V244L182 243ZM227 241H229V240H227ZM234 241H236V240H234ZM238 241L241 244L243 243L242 238H241V242H240V240H238ZM244 241H246V240H244ZM247 241H248V239H247ZM252 241H254V240H252ZM39 242H42V243H39ZM75 242H77V243L78 242H81V243L84 242L83 243L84 246L87 245L85 247L83 245L80 246L81 248L84 247V249H82V250L85 251V252H83L84 254L82 256H81L82 251H80L81 249L80 250L78 249L80 251V254H79V251H77V253L75 252L77 249L75 251L74 250L72 251V252H75V254L70 253L72 249L69 246H70V244L72 245ZM112 242H114V243H112ZM116 242H117V244L119 243L118 245H120V246H117L116 247ZM219 242H222V241H219ZM249 242H250V244H253L254 243V242L251 243L250 240H249ZM163 243L161 241V244H163ZM225 243L223 242L222 244H225ZM239 243H236V244L238 245ZM47 244H45V246H43V247H45L44 249H46ZM109 244H110V246H112V244H113V245H115V247H113V246H112L113 248H111L110 246L109 247H106ZM222 244L219 243V245H221V246H218L217 245L218 247H220V251L216 249L218 247H216V248L214 247V248L218 252H222L221 250L226 249L224 246H222ZM229 244L230 243H228V245H227L228 247H229ZM256 244H257L256 247L260 251L264 248L262 246H259L258 245L259 243H256ZM261 244L264 245L263 243H260V245ZM94 245L95 246L97 245V247L99 245L100 246L99 249L96 250V247ZM101 245L104 246V247L102 248ZM234 245L235 244L233 243V246ZM237 245H235V247ZM245 245H243L241 247H245ZM2 246H3V248H2ZM64 246H68L66 249L69 248L70 256L72 255L71 257L70 256L69 257L67 256V255H69V253L66 252L67 250H65ZM149 246H150V248H149ZM249 246L250 245L248 244L247 247H249ZM50 247L53 248V245L52 246L50 245ZM55 247H54V249H55ZM118 247H122L121 250H123V248L126 247L127 249L126 248L125 249L128 250L127 251L128 253L126 254V256L125 255L124 256L121 255V258H120V255H119V258L121 260L120 259H118V260L116 259V254L118 256V252H121V250L117 252V250L120 249ZM155 247H157V246H155ZM222 247L224 249H221ZM235 247H234V249H235ZM151 248H153L155 250L154 253L153 252H150V251H154L153 249L150 250ZM180 248H181V250H179ZM231 248H233V247L231 246L230 249ZM237 248H236V250H237ZM253 248H254V250L250 249L251 252L257 250V248L256 249H255V247H253ZM6 249L4 248V250H6ZM87 249H89V248L87 247ZM230 249L229 250L227 249L228 252H229L228 254H230V253L232 254V252L234 251L232 249H231L232 250L231 251ZM239 249H240V246H239ZM13 250H15V251L17 250V253H19V254L21 253L20 251H23L24 253H26V256L22 257L23 254H22V256H17V255H15V254H17L16 252L13 254V252H12ZM37 250H36V253H37ZM241 251H243V252H241ZM260 251H258V253ZM45 252H46V250H45ZM61 252H59V253L62 254ZM115 252H117V253L115 254ZM240 252H241L240 255L243 256L242 257V262L240 264H244L243 263V262H245L244 260H246V258H248V257L244 258L245 257L244 255H245V252L246 251L243 248L242 250L240 249ZM247 252H249V250H247ZM256 252L255 253L253 252L254 254L249 252L252 255H249V254L246 253L247 256L249 255V258L246 261L248 262L250 260V262H252L254 264V262L251 261L252 260V256L254 255L255 256V260L254 259L253 260L254 261H257V259L258 258H261L262 255L264 254V251H263L262 252L263 254L262 253L261 254L259 253V257H258V254H256ZM38 253L40 254L42 252H38ZM66 253H67V255H66ZM210 253H211V251H210ZM235 253H237V252H234V254ZM119 254H123V253H119ZM234 254H232V255H234ZM238 254H239V252H238ZM242 254H244V255H242ZM94 255L95 254H93V256ZM208 256H206V257H208ZM218 256H220V258ZM91 257H92V255H91ZM232 257H234V256H232ZM236 257H237V255H236ZM55 259L57 260L56 257H55ZM73 259H71V260H73ZM222 260H224L226 262L223 263L224 261H222ZM232 260H235V258H233ZM258 260L260 261V259H258ZM262 260H263V258H262ZM36 261H37V259H36ZM38 261L40 262V260H38ZM94 261H96V262H94ZM237 261H238V257L236 258V261L235 262L232 261L231 264H234V263L236 264ZM259 261H257V264H258ZM263 261L260 264H264ZM39 262H38V264H39ZM209 262L210 261H208V264H209ZM239 262H240V260H239ZM42 263H44L43 260L41 261V264ZM49 263H50V261H49ZM57 263H58V261L56 262V264ZM70 263L73 264L72 262H70ZM62 264H65V261Z\"/></svg>",
  "mask_w": 264,
  "mask_h": 264
},
{
  "label": "rangeland",
  "instance_id": "rangeland-1",
  "mask_svg": "<svg viewBox=\"0 0 264 264\" xmlns=\"http://www.w3.org/2000/svg\"><path fill=\"white\" fill-rule=\"evenodd\" d=\"M71 1H72V3L74 2L75 3V1H79L80 3H82L83 2V4H84V2H85V6H84V8H86L87 9V11H88V8H90L91 10L93 9V10H95V11H91L90 9H89V11L88 12H93L94 14H96L97 12H96V10L98 11V12H103L101 15H100V17H101V19H98V20H96V21H92V22H89L88 24L89 25H87V26H90L91 28H93V29H98V32H97V34L96 35H89V36H87L86 38L87 39H90V40H94L93 42H97L96 44H100V48H98V50H92L91 52L89 51L90 50V48H89V52L86 50V49H84L83 51H80V52H78V54L76 55V54H73V55H70V56H67L68 54H66V53H63L61 50V53H63V54H65V55H63V57H62V59H61V61L63 60L64 62H61L60 64L62 65H67V66H62V68L61 67H57V69L55 70V68H56V66L54 65V64H58V63H53V65H51L50 66V64H52V63H50V64H48L47 65V68L45 69V72H47L49 69H50V72L51 71H57L58 69H60L61 68V70H62V72H64V73H67L68 72V74L69 73H71V74H73L74 75V77L75 78H73V75H67L68 76V79H69V77H70V81L71 82H69L70 84H67V86L64 88V86L59 82V81H53V80H51V81H53V82H51V81H49L48 79H46V77L47 76H45V78L43 79L42 78V76L44 77V75H46L45 73H43L44 71L43 70H39L40 69V67H33V68H31V70L32 69H36V70H38L39 72H41V73H39L38 71H36V70H30V69H28L29 68V65L27 66V64L25 65V68L23 67L24 66V64H23V66H22V64H20L23 68H21V66L20 67H18L19 65L18 64H15V66H13V67H9V66H12V65H14L13 64V61H11V58L10 57H8V56H5V55H1L0 56V59L2 58V56L4 57V59H6V58H8L9 59V61H8V59H6V62H7V64L9 65L10 63V65L8 66L7 64H6V62H4L5 60H0L1 61V66H0V73H1V75H0V83H1V87H4L5 86V82H7L6 83V85L8 84V83H14L13 85L14 86H17L16 87V89L17 90H19L20 88H22V86H23V90L26 88H28V89H33V91L31 90V93H30V90H28V92L30 93V94H32V96L31 97H33V92H34V97L35 96H39V95H41V94H44V95H51V96H53V94L55 95V92H56V96H60V95H62V89H63V95H64V99H66L67 100V103L69 104V105H72V101L70 100V96H69V99H68V97L67 98H65V95H67V94H65V92L66 93H68V91L72 94V90L70 91V89L69 88H71V86L73 87L74 86V88H73V91H75V92H77L78 94H80V96H81V98H82V96L84 97H88V100H90V95H91V100L92 101H94L95 100V102H97V103H94V102H91V103H88V105H89V107H88V109L89 108H92L93 106H96V104H97V106H98V108H101L102 110V113L104 112V111H106V117H107V119L108 118H110L111 116H113V117H111V119H109V120H114L115 119V117L117 116V114H118V112H119V114H120V111H118V108L119 109H124V106L126 105L125 103H128L130 100H126V101H128V102H125L124 104L123 103H121V105H120V101H117V98L115 97V95H114V97L112 96V94H109V95H111V96H108V95H106V93L104 94H102V92L103 91H101L100 92V90H98L97 92H95V93H91V92H89L88 93V95H87V92L82 88L84 85H86V83H88L89 84V81H90V84H91V82L93 83V84H99V81H100V84H101V86H104V84L106 83V81L108 82V83H106L107 85L109 84V85H111V86H113V85H119V83L121 84L120 86H124V87H127V86H130V87H133L134 85L136 86H138L139 87V85L140 86H142V87H145V86H147V85H150V84H147V83H149L150 81L152 82V81H154V84H156L157 82H158V84L161 82L160 80H162V78H164V76H165V78H164V80L165 81H167L168 79V81H170L171 82V84L172 83H177L178 81H175L176 79H177V77L178 78H180V77H184V76H186V75H189V73L190 72H192V73H195V74H198V75H202L204 72L203 71H201V69H199L198 67H196V70H195V65H197L199 62L198 61H196V60H194V59H191V58H189L190 56H188L187 58L189 59H187L185 56H187L186 55V53H187V51L189 52V54L188 55H191L192 54V56H194L195 54H196V51L194 50V48H192V49H190L191 47L190 46H192V44H191V42L193 41V40H195V39H198V40H195L194 42L196 43L197 41L198 42H204L205 40L207 41V38H208V40L210 39V40H212V39H214L215 38V34L217 33V34H219V36H217V38L216 39H218V37H219V39H220V36H221V38H222V35H224V33H228L227 31H229V33L227 34L228 36H229V39H231L232 38V40H234V41H236V42H238V43H242V39L243 40H245L246 39V37H250V38H248V39H246V41L249 43V41H250V39H251V36H253L252 37V39H256L255 41L254 40H252L251 39V41H250V43H249V45H251V48L250 49H252V47H254V44H255V48H256V51L255 52H258V51H262V50H264L262 47H264V43H262L263 42V40H264V33H263V35H262V31L264 32V16H263V14H264V0H148V1H150L149 3H152L151 5H149L150 7H147V9L148 10H144L145 12H143V10H142V13H140V10L141 9H139L138 8V6H136V4L138 5L139 3H141L142 1H144V0H139L140 2H137L138 0H134L135 2H136V4H134V2H131L132 0H129L131 3H129V2H126V0H113L114 2L113 3H105V2H103L102 0H69V2L71 3ZM88 1V2H87ZM100 1V2H99ZM102 1V2H101ZM119 1H120V3H119ZM145 1H147V0H145ZM147 1V2H148ZM173 1V2H172ZM76 2V3H77ZM78 2V3H79ZM71 3V4H72ZM73 3V4H74ZM76 3H75V5H76ZM78 3H77V5H78ZM79 3V4H80ZM94 3V4H93ZM83 4H81V6L83 7ZM93 4V5H92ZM96 4V5H95ZM103 4V5H102ZM108 4V5H107ZM127 4V6H125ZM128 4H132V6H130V5H128ZM156 4V5H155ZM133 5H135V6H133ZM200 5V6H199ZM225 5V6H224ZM89 6V7H88ZM114 6V7H113ZM199 6V7H198ZM116 7V8H115ZM128 7H130V9L128 8ZM155 9H154V8ZM219 7V8H218ZM95 8H97V9H95ZM126 8V9H125ZM149 8H150V10H149ZM213 8V9H212ZM218 8V9H217ZM227 8V9H226ZM229 8H231L232 10H234L235 8H236V14H237V16H235V14H233V13H228L226 10H229ZM85 9V10H86ZM101 9H103V10H101ZM116 9V10H115ZM139 9V10H138ZM146 9V8H145ZM175 9V10H174ZM242 9V10H241ZM113 10V11H112ZM132 10V11H131ZM135 10V11H134ZM153 10V11H152ZM155 10V11H154ZM163 10V11H162ZM219 10V11H218ZM244 10V11H243ZM121 11H123L124 12V14L121 12ZM148 11V12H147ZM167 11V12H166ZM218 11V12H217ZM225 11V12H224ZM230 11V10H229ZM235 11V10H234ZM241 11V12H240ZM32 12V11H31ZM109 14H108V13ZM128 12V13H127ZM132 12V13H131ZM135 12H137L136 13V16H135ZM147 12V13H146ZM153 12V13H152ZM27 14H28V12H26ZM33 13V12H32ZM32 13H30V11H29V14H31V15H28L27 16V14H20V15H22V16H17L18 17V24L21 22H23V21H27L28 22V20L31 18L32 20V22L33 23H35L34 21H35V17H37V16H39V15H37V13H35L34 12V18H33V14ZM130 13V14H129ZM139 13V14H138ZM162 13V14H161ZM239 13V14H238ZM242 13V14H241ZM243 13L245 14V15H243ZM255 13H256V15H258V16H256L255 15ZM100 13H98V15H99ZM104 14V15H103ZM132 14V15H131ZM142 14V15H141ZM146 14H148V15H146ZM213 14V15H212ZM228 14V15H227ZM43 15V14H42ZM41 15V17L39 18H37V21H38V19H39V21H41V22H39V23H41V26H44V25H48V23H45L46 21H45V19H47V18H43L42 20H43V22H42V20H40L42 17H44V15L42 16ZM107 15H110L109 16V18H108V16ZM134 15V16H133ZM140 16V17H137V16ZM164 15H166L165 17H164ZM240 15H241V17H240ZM242 15L243 16H245V17H242ZM254 15H255V17H254ZM261 15V16H260ZM32 16V17H31ZM149 16V17H148ZM155 16V17H154ZM168 16V17H167ZM229 16V17H228ZM240 18H239V17ZM16 17V18H17ZM25 17H26V19H25ZM29 17V18H28ZM172 17H173V19H172ZM219 17V18H218ZM238 17V18H237ZM251 17L255 20H253L252 21V19H251ZM258 17V18H257ZM16 18H15V20H16ZM107 18V19H106ZM120 18V19H119ZM121 18H123V19H121ZM136 18V19H135ZM138 18V19H137ZM148 18V19H147ZM161 18V19H160ZM182 18V19H181ZM232 18V19H231ZM244 18V19H243ZM262 19V20H259V19ZM23 20V21H21V20ZM33 19H34V21H33ZM50 19V18H49ZM65 19V20H64ZM61 18L60 20H59V23L60 24H64L65 23V25L64 26H66V27H68V28H70L71 30L73 29H75V31L77 30L78 31V29L79 30H81L80 29V27H82L81 26V24L82 23H79L80 21L76 18V21L75 20H72L71 21V19L70 18ZM67 19V20H66ZM104 19H105V22H104ZM111 19H113V20H111ZM116 19V23H114V20ZM141 19V20H140ZM143 19V20H142ZM152 19H153V21H152ZM196 19H198L197 20V23H195V20ZM238 19H241V20H238ZM243 19V20H242ZM250 19H251V22H250ZM124 20V21H123ZM129 20L131 21V22H129ZM147 20H149V21H147ZM176 20V21H175ZM194 22H193V21ZM258 20V21H257ZM65 21V22H64ZM74 21V22H73ZM101 21V22H100ZM103 21V22H102ZM117 21H119L118 22V24H117ZM126 21V23H124L123 24V22H125ZM135 21H136V23H135ZM143 23H142V22ZM145 21V22H144ZM157 21H158V23H157ZM160 21H162V24H159V22ZM169 23H168V22ZM170 21H172V22H170ZM181 23H179V22ZM202 21V22H201ZM218 21V23H216ZM232 21H234V22H236V23H232ZM262 21H263V23H262ZM15 22V24H17V22L16 21H14ZM13 22V23H14ZM30 22V21H29ZM57 22V21H56ZM70 22L72 23V28L70 27ZM95 22V23H94ZM97 22V23H96ZM128 22H129V24H128ZM137 22H139V23H137ZM152 22V23H151ZM199 22V23H198ZM207 22V23H206ZM210 22V23H209ZM226 23V24H223V23ZM229 22V23H228ZM249 23V24H247V23ZM256 22V23H255ZM24 23H26V22H24ZM38 23V25H39V27H38V25L35 23V25H37V26H33V24L31 25V24H29L30 25V27L31 26H33V27H38V28H40V24ZM52 22H50L49 24H51ZM67 23H69L68 24V26H67ZM80 25H79V24ZM92 23V24H91ZM101 23L102 24H104V25H101ZM111 23V24H110ZM132 23V25H130ZM146 23V24H145ZM148 23V24H147ZM154 23V24H153ZM161 23V22H160ZM166 25H165V24ZM176 25H175V24ZM195 23V24H194ZM211 23H212V25H211ZM213 23H215V24H213ZM245 25H244V24ZM95 26H94V25ZM108 24H110V27H109V25ZM116 24H117V26H116ZM126 24V25H125ZM128 24V25H127ZM137 24V25H136ZM144 24H145V26H144ZM149 24H152L151 26L149 25ZM155 24H156V26H155ZM158 24V25H157ZM169 24V25H168ZM170 24H173V25H171L170 26ZM201 24V25H200ZM205 24H209V25H205ZM222 24V25H221ZM227 24H228V27H227ZM237 24V26H234V25H236ZM239 24V25H238ZM254 24L255 25H258L257 27L256 26H254ZM260 24H262V25H260ZM52 26H57L58 24H56V23H53V24H51ZM83 25V24H82ZM113 25V26H112ZM121 25V26H120ZM135 25V26H134ZM162 25V26H161ZM164 25V26H163ZM198 25V26H197ZM205 25V26H204ZM213 25L215 26V27H213ZM240 25H242V26H240ZM248 25V26H247ZM255 27L254 29H253V27ZM22 26V25H21ZM75 26H77V27H75ZM84 26V25H83ZM102 26H104V27H102ZM107 26V27H106ZM114 26H116V28L114 27ZM123 26H124V28H123ZM149 26V27H148ZM196 26V27H195ZM200 26H202V27H200ZM216 26H218V28L216 27ZM224 26H225V28H224ZM229 26H230V28H229ZM232 26V27H231ZM240 26V27H239ZM245 26H247V27H245ZM251 26V27H250ZM17 27V26H16ZM22 27H28V25L26 24L25 26H22ZM45 27V26H44ZM86 27V26H85ZM98 27H101V28H98ZM147 27V28H146ZM153 27H155V28H153ZM161 27V28H160ZM163 27V28H162ZM165 27V28H164ZM167 27V28H166ZM184 27V28H183ZM189 27H191L192 29H190ZM205 27V28H204ZM236 27V28H235ZM244 27H245V29H244ZM250 27V28H249ZM42 28V27H41ZM40 28V29H41ZM77 28V29H76ZM112 30H110V29ZM120 29V30H117V29ZM131 28V29H130ZM138 28V29H137ZM147 29V30H145V29ZM151 28H153L152 30H151ZM157 28V29H156ZM179 28H181L182 30H179ZM188 28V29H187ZM205 29V30H202V29ZM213 28V29H212ZM216 28V29H215ZM242 30H241V29ZM262 28V29H261ZM104 29V31H102ZM105 29H107V30H105ZM119 31L120 33H124V34H121V36H119L120 35V33H118L117 31ZM125 29H126V31H125ZM149 29V30H148ZM166 29V30H165ZM175 29V30H174ZM189 29H190V31H189ZM198 29H201V31L200 30H198ZM208 29H210V30H208ZM223 29H225V30H223ZM229 29V30H228ZM240 29V30H239ZM257 29V30H256ZM116 32H115V31ZM140 30V31H139ZM142 30V31H141ZM165 30V31H164ZM169 30V31H168ZM191 30L194 32V30H195V32H196V34H193V32H191ZM236 30V31H235ZM248 30V31H247ZM259 30V31H258ZM260 30H261V33H260ZM101 31V32H100ZM113 31H114V33H113ZM149 31H150V34H149ZM156 31V32H155ZM161 31V32H160ZM205 31H207V32H205ZM209 31V32H208ZM220 31V32H219ZM226 31V32H225ZM232 31V32H231ZM250 31V32H249ZM103 32V33H102ZM138 32H139V34H138ZM145 32V33H144ZM154 32V33H153ZM183 32H187L186 34H184ZM194 32V33H195ZM199 32H201V33H199ZM251 32H254L255 33V36H254V33H251ZM98 33H100V34H98ZM148 35H147V34ZM160 33V34H159ZM172 35H171V34ZM190 33V34H189ZM204 33V34H203ZM231 33V34H230ZM250 33H251V36H250ZM259 33V34H258ZM126 34V35H125ZM137 36H136V35ZM153 34H155V35H153ZM164 34V35H163ZM173 34L174 35H177V37L175 36H173ZM213 36H212V35ZM222 34V35H221ZM249 34V35H248ZM258 34V35H257ZM108 35V37L106 38V40L104 39V37H106ZM114 35H116V36H114ZM158 35V36H157ZM161 36V38H160V36ZM184 35V36H183ZM200 35H202V37H204V38H206L205 40H203L202 39V37L200 36ZM205 35H206V37H205ZM242 35V36H241ZM259 35L261 36V37H259ZM125 36V37H124ZM131 36V37H130ZM152 36H154V38L152 37ZM172 38V39H169L170 37ZM185 36H187V37H185ZM192 36V37H191ZM214 37V38H211V37ZM232 36V37H231ZM240 36V37H239ZM93 37V38H92ZM100 37H101V40H103V42L100 40ZM119 37V38H118ZM124 37V38H123ZM130 37V38H129ZM133 37V38H132ZM150 39H152L153 41H154V43L152 42V40H150ZM159 37V38H158ZM167 37H169V38H167ZM174 37V38H173ZM193 37H195V39L193 38ZM239 37V41H237L238 38ZM245 39H244V38ZM257 37V38H256ZM262 37H263V39H262ZM176 38V39H175ZM228 38V37H227ZM234 38V39H233ZM236 38V39H235ZM113 40V41H111V40ZM128 39H130V40H128ZM136 39H138V40H136ZM143 39V40H142ZM148 39H149V41H148ZM159 39V40H158ZM191 39V40H190ZM200 39H201V41H200ZM262 39V40H261ZM100 40V41H99ZM108 40V41H107ZM156 40H158V41H160L161 43L160 44H165L164 42L162 43V41H166V42H168V43H170L171 42V44L172 45H176L177 47H178V49L176 48V50H179V52L180 51H182V50H185L186 51V53L183 51V53H185V55L184 56H182V54L181 53H179L178 51H177V53H176V51L174 50V51H169V50H167V48H165V46L166 45H164V49H162V47H161V49L163 50V52L161 51V52H158V53H156L159 49H160V45H159V42L158 41H156ZM167 40H170V42L169 41H167ZM175 40H176V43L177 44H175ZM179 42H178V41ZM260 40V41H259ZM107 41V43H105ZM111 41V42H110ZM138 41H139V43H138ZM146 41H148L147 43L148 44H146V45H144L145 43H146ZM172 41H174V43L172 42ZM185 41H186V43H185ZM205 41V42H206ZM262 41V42H261ZM100 42V43H99ZM102 42V43H101ZM117 42V43H116ZM126 44H124V43ZM156 42H158V45H157V43ZM181 42V43H180ZM189 42V43H188ZM194 42H192V43H194ZM201 42V43H202ZM244 42V41H243ZM246 42V43H247ZM253 42V43H252ZM114 43V44H113ZM118 44L117 46H116V44ZM134 43V44H133ZM144 43V44H143ZM152 45H151V44ZM194 43V44H195ZM201 43H196L197 45H199V44H201ZM245 43V42H244ZM262 43V44H261ZM120 44V45H119ZM124 44V45H123ZM128 44V45H127ZM139 44V45H138ZM143 44V45H142ZM152 46V47H150V45ZM185 44H187V45H185ZM243 44V43H242ZM257 44H260V45H258L259 46V48H261V50L259 49V48H257L258 46H257ZM106 46V47H101V46ZM107 45L109 46V47H107ZM112 45H114L113 47H112ZM155 45V46H154ZM163 45H161V46H163ZM189 45V46H188ZM246 46H247V44H245ZM248 45V46H249ZM262 45V47H260ZM111 46V47H110ZM124 46H126V47H124ZM129 48H128V47ZM135 47V46H141V47H139V49H141V50H138L137 48L135 49V48H132V49H135V54H134V50L132 51V50H127V49H131V47ZM145 46H149V48L148 47H146L145 49L143 48L142 49V47H145ZM154 46V47H153ZM159 46V47H158ZM182 46V47H181ZM183 46H184V48H183ZM247 46V47H248ZM257 46V47H256ZM118 47H119V49H118ZM123 47H124V51L125 50H127V51H125V52H123ZM158 47V49H156V50H154L155 48H157ZM180 47H181V49H180ZM250 47V46H249ZM107 48V49H106ZM115 48V49H114ZM104 51H103V50ZM109 49V51H106V50H108ZM113 50V51H111V50ZM160 49V50H161ZM86 50V51H85ZM138 50V51H137ZM150 50H151V52H152V54H154V55H152L151 54V52H150ZM159 50V51H160ZM192 50V51H191ZM63 51H66V50H63ZM102 51H103V53H102ZM131 51V52H130ZM139 51H141V52H139ZM143 51V52H142ZM146 53H145V52ZM156 51V52H155ZM167 51H169V53H165V52ZM194 51V52H193ZM253 51H254V49H253ZM56 52H58V51H56ZM116 52H118V53H116ZM121 52H123V54H125L126 52H128V54L126 53V55H127V57H123V56H120L121 54ZM154 52V53H153ZM170 52H171V55H170ZM86 53L88 54H90V57H89V55H86ZM92 53V54H91ZM97 53V54H96ZM99 53V54H98ZM105 53V56L104 57H102L103 55L102 54H104ZM132 54L131 56L129 55V54ZM161 53H162V55H161ZM163 53H164V55H163ZM58 54H60V53H58ZM85 54V55H84ZM108 54V55H107ZM114 54V55H113ZM138 54V55H137ZM141 54H143V55H141ZM157 54H158V56H157ZM180 55V56H178V58H177V55ZM62 55V54H61ZM101 55V56H100ZM110 55V56H109ZM115 55H116V57H115ZM117 55H119V56H117ZM135 55V56H134ZM149 55H151V56H149ZM65 56V57H64ZM72 56H73V58H72ZM76 56V57H75ZM86 56H88V58L86 57ZM130 56V57H129ZM132 56H134V57H132ZM137 56V57H136ZM139 56V57H138ZM142 56V57H141ZM144 56V57H143ZM154 56H156V57H154ZM169 56V57H168ZM229 56H231V55H229ZM67 57V58H66ZM110 57V58H109ZM124 59H123V58ZM131 57H132V59H131ZM158 57H159V59H158ZM162 57V58H161ZM169 59L170 58V60L171 59H173V60H171V61H173V63H171V66H170V64L169 65H167V64H165V65H167L166 67H168L169 66V68H173V66H174V68L173 69H175L174 71L175 72H177V73H175L174 71H173V69L171 68V71L169 70V69H167V70H169L170 71V73H169V71H164V74L165 73H169V74H165V75H163L162 74V76H160V74H159V76H156L155 75V73H153V72H155L153 69H151V68H149V67H152V63L153 64H159L158 66L161 68L160 70H164L163 69V67L165 68V66H164V62L162 63V65H161V62L164 60V61H167V63H169V60L167 59V58ZM171 57H173V58H171ZM182 57V58H181ZM184 57L187 59V60H184ZM227 57V56H226ZM226 57H225V60L227 61V64L225 65V63L226 62H224L223 60V62L221 61V63L223 64L222 66H225L226 68H228V66H232L231 68H233L234 70H232L231 68L229 69H226V72H225V70H224V72L223 71H219V70H213V71H211V72H208V74H210L211 73V75H212V77L213 78H215L214 80H216V82L215 81H213V82H215L214 84L213 83H211V84H209L208 83V85L206 84V85H203V84H201V83H196V82H193V85H192V83H190L189 82V84H188V86H187V88L185 89L186 91H189L190 89H189V85H192V87H190L191 88V90H190V92H188V94L189 93H194V95L195 94H197L196 96H188V94L186 93H184V95H180V96H178V94H176L175 95V93H179V92H175V91H171V89L173 88L172 87V85L170 84V82L168 83V84H170L171 86H169V85H167L166 84V82L163 80L162 81V84H164L165 83V86H168V87H170L169 89H168V87H167V92H168V98H170L173 94L175 95H173L172 96V98L169 100L168 98V100H169V103L168 104H170V105H168V108H169V106H170V109L172 108L171 106L173 105V104H171V103H174V102H172L171 100H173V101H175L173 98H177V102H179V100H178V98H183V100H180V102H181V105H182V107H185V109L184 110H186V112H180L178 109H177V103H176V101H175V104L173 105L174 107L173 108H176V110H170V112L172 113V112H177L178 113V111L180 112V115H179V113L177 114V113H175V114H177L179 117H181V113L182 114H186V116H189V112H190V110H189V112H188V108H189V106H190V108L189 109H192L191 110V112H190V114L192 113V112H194V111H202V112H207V110L208 109H210L209 110V112H208V117H209V120L210 119H212V120H210L211 122V128H212V131L214 130L213 128H215V130H214V132L216 131V128H218L217 126H221V127H227V126H240V127H244L245 128V126L247 127H249V128H254V129H256L257 131H258V134H263L264 135V121H263V117H261V119L260 120H257L255 117L253 118V117H249L248 118V116L246 117V116H244V115H238V112H240V113H242V111H245V110H251L252 108L256 111V112H263L264 111V96L260 93L259 94V92H261L262 90H263V88H264V85H262L263 84V81H264V79H262V77H264L263 75V73L264 72H258V74L259 73H261L260 75H262V77L261 76H258V74L256 75V71L254 72V71H250L249 69H248V71L246 70V67H243L244 65H242V64H244L243 63V61L239 58V57H243V56H238V61H240L239 63H237L236 64V60L233 58V56H231V58H232V62H233V60H235L232 64H231V62L230 63H228V60L230 61V57H227V58H230V59H226ZM42 58V57H41ZM40 58V59H41ZM99 58H101V61H100V59ZM106 58H108V59H106ZM142 58V59H141ZM164 58V59H163ZM65 59V60H64ZM70 59V60H69ZM74 59V60H73ZM91 59V60H90ZM119 59H121L120 61H119ZM136 60V61H134V60ZM139 59H141V60H139ZM154 59H156L155 61H154ZM166 59V60H165ZM179 59V60H178ZM192 61H191V60ZM237 59V58H236ZM82 60V61H81ZM106 60V61H105ZM114 60V61H113ZM133 60V61H132ZM152 60V61H151ZM158 60H160V61H158ZM175 60V61H174ZM3 61V62H2ZM76 63H75V62ZM78 61V62H77ZM103 61V62H102ZM130 61V62H129ZM137 61H138V64H137ZM143 61V62H142ZM151 61V62H150ZM177 61V62H176ZM182 63H181V62ZM216 61V66L217 67H220V65H218L217 63L220 61H217V59L215 60ZM214 60H213V63L215 62ZM16 62V61H15ZM14 62V63H15ZM70 62V63H69ZM105 62V63H104ZM132 62H134V65H133V63ZM148 62V63H147ZM149 62H150V64H149ZM175 62V63H174ZM184 62V63H183ZM187 62V63H186ZM189 62H191V63H189ZM68 63V64H67ZM104 63V64H103ZM114 63V64H113ZM130 65H129V64ZM166 63V62H165ZM221 63H219V64H221ZM4 65V67H3V65ZM111 64V65H110ZM179 64V65H178ZM184 64V65H183ZM186 64V65H185ZM192 64H194L193 66H192ZM229 64V65H228ZM239 64V65H238ZM242 66H241V65ZM7 65V66H6ZM119 65V66H118ZM150 65V66H149ZM173 65V66H172ZM176 65V66H175ZM179 67H178V66ZM228 65V66H227ZM235 65H236V67H235ZM237 65L238 66H240V67H237ZM17 66V67H16ZM49 66V67H48ZM70 66V67H69ZM73 66V67H72ZM149 66V67H148ZM163 66V67H162ZM15 67V68H14ZM26 67H28L27 69H26ZM64 67H67V68H64ZM77 67V68H76ZM104 67V68H103ZM138 67V68H137ZM143 67V68H142ZM177 69H176V68ZM242 67V68H241ZM10 68H11V70H10ZM16 68H21L22 70H16ZM38 68V69H37ZM106 68V69H105ZM237 68V69H236ZM8 69V70H7ZM54 69V70H53ZM74 69H77L76 71L74 70ZM139 69V70H138ZM246 71H245V70ZM27 70H30V71H27ZM47 70V71H46ZM75 72H74V71ZM79 70V71H78ZM81 70H83L84 71V73H83V71H81ZM147 70H148V72H147ZM153 70V71H152ZM179 70H181V71H179ZM191 70V71H190ZM227 70H229L228 72H227ZM33 71H36V73L38 72L39 74H38V76L33 72ZM72 71H73V73H72ZM130 71V72H129ZM150 71V72H149ZM183 71V72H182ZM190 71V72H189ZM234 71V72H233ZM235 71L238 73V74H236L235 73ZM243 71V72H242ZM3 72V73H2ZM59 72H60V70H59ZM141 72V73H140ZM179 72H180V74H179ZM185 72V73H184ZM218 72V73H217ZM27 73H31V75L30 74H27ZM43 73V74H42ZM78 73V74H77ZM82 73H83V75H82ZM140 73V74H139ZM145 73H146V75H145ZM162 73H163V71H162ZM226 73V74H225ZM247 73V74H246ZM251 73V74H250ZM254 73H255V75H254ZM80 74V76H78ZM170 74H172V77H171V75ZM222 74V75H221ZM236 74V75H235ZM40 75H41V77H40ZM66 75V74H65ZM90 75H92V76H90ZM95 75V76H94ZM133 75V76H132ZM168 76V78H167V76ZM169 75H170V77H169ZM176 75V76H175ZM180 75V76H179ZM234 75V76H233ZM246 75H247V77H246ZM248 75H251V76H248ZM83 78H82V77ZM89 76H90V79L92 80L94 77V80H90L89 79ZM146 76H148L149 78H147ZM220 76V77H219ZM222 76V77H221ZM237 76H238V78H237ZM3 77V78H2ZM40 77V78H39ZM80 77V78H79ZM138 77V78H137ZM154 77H156V78H158L159 77V79L157 80L156 78V80L154 79ZM162 77V78H161ZM218 79H217V78ZM224 77V78H223ZM245 77V78H244ZM258 77V78H257ZM38 78V79H37ZM103 78V79H102ZM212 78V79H213ZM228 78V80H226ZM232 78V79H231ZM241 78V79H240ZM242 78H243V80L244 81H242ZM5 79V80H4ZM6 79H7V81H6ZM76 79V80H75ZM96 79H97V82L98 83H96ZM121 81H120V80ZM146 79V80H145ZM148 79V80H147ZM167 79V80H166ZM181 79V78H180ZM221 79V80H220ZM252 79V81H250ZM258 79V80H257ZM42 80V81H41ZM77 80H79V84H81V85H79V84H77L78 82H77ZM87 80H89V81H87ZM137 80V81H136ZM172 80V81H171ZM262 80V81H261ZM2 81V82H1ZM86 81V83H84ZM118 81V82H117ZM141 81V82H140ZM160 81V82H159ZM224 81V83H222ZM232 81V82H231ZM248 81V82H247ZM23 82L25 83V84H23ZM43 82H45V83H43ZM58 82V83H57ZM77 82V83H76ZM82 82V83H81ZM101 82H105L104 84H102ZM128 82V83H127ZM147 82V83H146ZM150 82V83H151ZM234 82V83H233ZM241 82V83H240ZM243 82H244V84H243ZM256 82V83H255ZM10 83V84H11ZM20 83H22V84H20L21 86H19V84ZM51 83V84H50ZM83 83H84V85H83ZM113 83V84H112ZM146 83V84H145ZM196 83V84H195ZM230 83V84H229ZM253 83H254V86H253ZM2 84H4V86L2 85ZM10 84H8V86H5V87H8V89H10L11 87H9V85ZM11 84V85H12ZM28 84V85H27ZM72 84V85H71ZM128 84V85H127ZM143 84V85H142ZM144 84H145V86H144ZM152 85H153V83H151ZM194 84H195V88H197V89H195L194 88ZM222 84H224V86H226V84H227V89L225 88V89H223L222 88V90H224V91H222L219 87L220 86H223ZM236 84V85H235ZM260 86H259V85ZM12 85V89H13V86ZM29 85H30V87H29ZM31 85H32V87H31ZM43 85V86H42ZM157 85V84H156ZM159 85H161V84H159ZM229 85V86H228ZM235 85V86H234ZM237 85H238V88L239 89H237ZM246 85V86H245ZM247 85L248 86H250V87H247ZM68 86H70L69 88H68V91L66 90L67 89V87ZM158 86V85H157ZM235 88H234V87ZM242 86H244L246 89H244V87H242ZM255 86H256V88H255ZM0 87V88H1ZM4 87V89H6ZM50 87V88H49ZM164 87V86H163ZM162 86H159V88H161V90H164L165 88H163ZM252 87H253V89H252ZM38 88H41V89H39V90H41L40 92L38 91ZM57 88V89H56ZM79 88H80V90H79ZM198 88H199V90H198ZM205 88V89H204ZM229 88H232V89H229ZM240 88H242V89H240ZM249 88V89H248ZM3 89V88H2ZM76 89H77V91H76ZM187 89H189V90H187ZM202 89H204V90H202ZM216 89V90H215ZM229 89V90H228ZM237 89V90H236ZM245 91H244V90ZM248 89V90H247ZM166 90H164L165 92V94H167V92H166ZM184 90V91H185ZM196 91V92H194V91ZM212 90L214 91V92H212ZM232 90V91H231ZM247 90V91H246ZM252 92H251V91ZM260 90V91H259ZM26 91V90H25ZM44 93H43V92ZM51 91V93H49ZM185 91V92H186ZM199 91V92H198ZM210 91V93L211 94H209L208 92ZM229 92L230 93V91L231 92H236V93H238L239 92V96H238V100L236 101H234V98L236 99V95H234L233 93H230V96H231V99H233V100H228L229 99V95H227V93L226 92ZM242 91V92H241ZM244 91V92H243ZM52 92H54V93H52ZM75 92H73V93H75ZM82 92H84V94L86 93V95H83L82 94ZM170 92V93H169ZM172 92V93H171ZM173 92H175V93H173ZM205 92V93H204ZM215 92H217V93H215ZM257 92H258V94H257ZM263 92V91H262ZM41 93V94H40ZM57 93H58V95H57ZM99 95H98V94ZM181 93V92H180ZM179 93V94H180ZM213 93V94H212ZM215 93V94H214ZM228 93V94H229ZM244 94V95H241V94ZM37 94V95H36ZM90 94V95H89ZM96 96H95V95ZM108 94V93H107ZM170 94H172V95H170ZM182 94H183V92H182ZM205 94V95H204ZM220 94H222V95H224V96H228L227 98L228 99H226L225 101H224V99H222V97L220 96ZM255 94V95H254ZM69 95V94H68ZM95 97H94V96ZM187 95V96H186ZM193 95V94H192ZM207 95H209V96H207ZM261 95V98L259 97V96ZM94 98H93V97ZM215 96H217L216 97V99L214 98ZM220 96V97H219ZM232 96H235V97H232ZM243 96V98H241ZM245 96H246V99H245ZM258 96V97H257ZM85 97H84V100H85ZM99 97V98H98ZM102 99H101V98ZM189 97V98H188ZM192 97V98H191ZM205 97H206V99H205ZM211 97V98H210ZM248 97V98H247ZM257 99H256V98ZM96 98H98V100L96 99ZM186 98V99H185ZM188 98V99H187ZM197 98V99H196ZM210 98V99H209ZM226 98V97H225ZM254 98V99H253ZM83 99V98H82ZM87 99V98H86ZM184 99H185V101H186V104H185V101H184ZM194 99H195V101H194ZM204 99V100H203ZM212 99V100H211ZM218 99V100H217ZM250 99H252L250 102H249V100ZM104 100V101H103ZM188 100V101H187ZM242 100V101H241ZM247 100V101H246ZM171 101V102H170ZM190 101V102H189ZM198 101H200L201 103L199 104V102L197 103ZM206 101V102H205ZM207 101H209V102H207ZM211 101V102H210ZM229 101V102H228ZM232 101V102H231ZM102 102H104L103 104H107L106 106H108V107H106L105 109L104 108H102ZM109 102H110V104H109ZM180 102H179V104H180ZM204 102V103H203ZM215 102V103H214ZM231 102V103H230ZM252 102H253V104H252ZM71 103V104H70ZM131 103V104H130ZM187 103H192V104H187ZM195 103V104H194ZM238 103V104H237ZM243 103H244V105H246V106H244L243 105ZM248 103V104H247ZM75 104V103H74ZM109 104V105H108ZM136 104H138V105H136ZM141 103H139V101H136V103H134V101H131V102H129V105H126V106H129L130 108L128 109V110H125V112L127 113V114H125V112L123 113V114H125L124 116L127 118V116H128V119L130 118V120H133L135 117V119H134V121L133 122H135L138 118V114L140 115V113L142 114V112H143V110H142V107H141V105H140ZM178 104V108L181 106V105H179ZM183 104H185V106L183 105ZM197 104H198V106H197ZM82 105H84V104H82ZM91 105V106H90ZM100 105V106H99ZM117 105V106H116ZM136 107H135V106ZM186 105H187V108H186ZM203 105V106H202ZM205 105H207V107L205 106ZM256 105H257V107H256ZM97 106H96V109L95 108H93V112L95 111V115H97L98 116V114H99V112H96V110H97ZM113 107V108H115V109H113L112 110V108L111 107ZM212 106V107H211ZM219 106V107H218ZM232 106V107H231ZM248 106V107H247ZM260 106V107H259ZM84 107V106H83ZM85 107H86V105H85ZM182 107H181V109H182ZM192 107V108H191ZM196 107L198 108V109H196ZM200 107H202V108H200ZM236 107V108H235ZM251 107V108H250ZM255 107V108H254ZM87 108V107H86ZM126 108V107H125ZM219 109V110H216V109ZM95 109V110H94ZM110 109H111V113H110ZM157 109H159V108H157L156 107V109L154 110L153 109V112H152V114H154L155 113V115H154V117L158 120V122L159 123H162V124H166L167 126H169V127H172V126H174L175 124H176V120H177V118L178 117H175V118H173L172 120H168L167 119V117H165V115H163L162 114V111L164 112V110L162 109L161 111L160 110H157ZM180 109V108H179ZM180 109V110H181ZM206 109V110H205ZM222 109H226V110H222ZM228 109V110H227ZM245 109V110H244ZM252 109V111H254ZM107 110H108V114H107ZM115 110V111H114ZM98 111H100V110H98ZM100 111V112H101ZM155 111H157V113L155 112ZM216 111V112H215ZM226 111V112H225ZM235 111V112H234ZM251 111V112H252ZM254 111V112H255ZM114 112H116V113H114ZM130 114H129V113ZM228 112H230V113H228ZM260 112V113H261ZM102 113H100V114H102ZM114 113V114H113ZM133 113V114H132ZM137 114V116H136V114ZM161 113V114H160ZM237 114V115H236ZM243 114V113H242ZM116 115V116H115ZM130 115V116H129ZM158 115V116H157ZM160 115V116H159ZM184 115H182V117H184ZM206 115V117H207V113L205 114ZM227 115V116H226ZM241 116H243L244 118H242ZM152 118H153V116H151ZM260 117V116H259ZM216 118V119H215ZM175 119V120H174ZM250 119V120H249ZM252 119V120H251ZM168 120V121H167ZM215 120V124H214V121ZM255 120V121H254ZM179 122H182V118H181V120L179 119L178 120ZM252 121V122H251ZM174 122V123H173ZM217 122V123H216ZM209 123V124H210ZM214 127H213V126ZM31 128V127H30ZM28 129V132H29V134L32 132V134H33V132H34V130L33 129ZM33 130V131H32ZM87 131V132H86ZM56 132V130H54V132L53 133H55ZM57 132H58V134H59V132L60 131H58L57 130ZM56 132V133H57ZM91 132V133H90ZM54 134V135H57V134ZM90 133V134H89ZM95 133V134H94ZM101 135H100V134ZM78 134H81V140L83 141V139L84 138H86V140L84 139V143H88L89 145H90V143H91V145H99L100 147H102V145L104 144L105 145V143H107V139H109V141H111V142H109L108 141V143H112V138H109V137H104V136H106V135H104V133H103V135H102V133L101 132H97V131H95V130H88V129H84V130H82V133H78ZM78 134H77V136H78ZM89 134V135H88ZM261 134V136H263ZM83 135V136H82ZM103 136V137H102ZM117 136H119V135H117ZM79 138H80V135H79ZM117 138V139H116ZM120 138H121V140H124V138H123V136H121V137H115L114 139L116 140H113L114 142H117V144H118V141L120 140ZM256 139L253 141V142H256V141H258L259 142V139H261V137L259 136V137H255ZM87 139H88V141H87ZM118 140V141H117ZM238 140V139H237ZM239 140H241V138H239ZM238 140V141H239ZM64 141H66V142H64ZM87 141V142H86ZM63 142V144H64V146H67V147H70V145L67 143V140H63L62 141ZM90 142V143H89ZM113 142V143H114ZM121 142H123V141H121ZM121 142H120V144H121ZM257 142V143H258ZM97 145V148H99V146ZM107 145V144H106ZM214 146H215V148H214ZM262 146V145H261ZM137 147V146H136ZM223 149V152L224 153H226L228 150L225 148H223V146H218L217 144H214V145H212V149H214V150H218V151H221L222 152V149ZM96 148V149H97ZM134 148V147H133ZM133 148H130V149H128L127 150V152L126 153H128L129 152V155H132L131 156V158L133 159L132 160V164H133V166H136V165H139L140 163L142 164V165H144L145 164V166H144V169H149V167L148 166H150V164H151V160L150 159H152L150 156H152V154H150V156L148 155V153H151V152H146L144 149L142 150V149H140L139 148V146H138V150H139V152L137 151V148H135V149H133ZM161 148V149H160ZM217 148V149H216ZM233 148V149H232ZM231 148V151L229 150L228 152H231L232 153V150H234V152L233 153H235V154H239L240 155V153H242V156H244V154L246 153V150H244L243 148L242 149H240L241 147H239V146H237L236 147V145L234 146V147H232ZM235 148V149H234ZM262 148H264L263 146H262ZM131 149H133V150H131ZM159 149H160V151H159ZM165 149V150H164ZM169 148H167V147H165V146H159L158 147V149L154 152L155 154V156L157 157V158H162L166 153L168 154V150ZM230 149V148H229ZM94 150H95V148H94ZM129 150H131V152L129 151ZM227 150V151H226ZM97 151H98V149H97ZM96 151V152H97ZM119 153H118V152ZM112 156V158L115 160V157L117 158V160H115V163H114V166H115V173L118 175V176H120V178L119 179H121V178H125L124 180H123V182L124 183H126L127 182V180L128 181H133V179H135L134 177H136V175L137 174H135V172L132 170V169H130V168H122V165L125 163L124 161H121L122 159L121 158H123L122 157V155L124 154L123 152H121V150H117ZM144 151H145V153H144ZM158 151V152H157ZM164 151V152H163ZM242 151V152H241ZM244 151V152H243ZM249 151H252V150H249ZM248 151V154H245V158L246 157H248V155L249 156H252V157H248L247 159L248 160H250V161H254V159H256V157H258V155H259V153H257V152H255V151H252V153L251 152H249ZM142 152H143V154H142ZM158 154H157V153ZM227 152V153H228ZM121 153H123V154H121ZM134 153V154H133ZM139 153H141V154H139ZM255 153H257L256 155H255ZM120 156H119V155ZM128 155V156H129ZM138 155V156H137ZM141 155V156H140ZM142 155H143V157H142ZM247 155V156H246ZM147 156V157H146ZM167 156V155H166ZM120 159H119V158ZM142 157V158H141ZM255 157V158H254ZM145 158V159H144ZM149 158V159H148ZM249 158H251V159H249ZM254 158V159H253ZM119 160H120V165H118L119 163ZM137 160H138V162H137ZM140 160L142 161V162H140ZM16 161V162H15ZM15 161H13L14 163H13V165H18L19 167H20V169L23 167L22 165V161L20 162V161H17V160H15ZM146 161V162H145ZM148 161V162H147ZM184 161H188V162H191V160H189V159H186V160H184ZM150 162V163H149ZM3 163V162H2ZM1 162H0V164H1V166L4 164H2ZM100 163V162H99ZM137 163V164H136ZM57 164H59V163H57ZM56 164V165H57ZM99 165L98 163H93L92 164V166H97V165ZM134 164H136V165H134ZM148 164V165H147ZM11 165V164H10ZM10 165L8 166V169H9V167H10ZM55 165V166H56ZM0 166V175H2V176H0V180L2 181L3 180V182H5L6 180H11L12 178H14V177H17L18 176V174H19V176H20V173L18 172L20 169H19V167L17 166V171H16V176H15V174H13L14 172H15V169L14 168H16V167H14V166H12V168L11 169H7L8 170V172L10 171V170H14L13 171V173L12 172H10V173H8V172H6V167H7V165H3L2 167H5V168H3V169H1L2 167ZM22 166V167H21ZM53 166V165H52ZM54 166V167H55ZM59 167L61 166V164H59L58 165ZM58 166H56V169L57 168H59ZM118 166H120L119 168H118ZM165 166V167H164ZM164 166H162L161 167V170H162V172L164 171L165 172V170H166V172L165 173H169L170 172V169L168 168V166L165 164ZM166 166H167V168H166ZM53 167V168H54ZM164 167V169H162ZM29 168H32V167H29ZM62 168L63 169H65V167L64 166H62ZM63 169H61L60 170V168H59V170L58 171H60V172H58L57 171V173H55V172H53V175H55V174H57V175H55V176H53V175H51V177H50V183L52 184V185H55L56 187H59V188H61L62 190H66L64 187H62V186H65L67 183H68V181H69V183L65 186V187H67V189H69L70 188V186L68 187V185L69 184H72V182L77 186V188L76 189H79V191H83V193L84 194H86L85 195V198H86V203H85V201H84V204H86V206L87 205H89V204H91L92 206H94V204H95V202L96 201H98V199L100 198V201L101 200H103V202H107V205H106V207L109 205V208L111 209L112 208V206L114 205V203L116 202L117 203V206H118V204H119V200H120V202L122 203V204H119V205H121V206H128L129 207V204H130V202H129V199H130V201L132 202V203H134L133 205H135V208H133L132 206V210L133 209H136V205H138V203L140 204V200L139 201H136V200H138V197H137V199L135 200V199H133L132 197H126V199H128V205H126L125 204V202H126V200H125V198H121V197H119L118 196V198H120V199H118L116 196H114V197H116V198H114V200L116 199V201H114L113 200V196H111L110 197V195L109 194H107V195H105V193L106 192H110V188H112V187H114V188H116L117 186H119V187H121V188H123V184L124 183H119L118 181V183H114V184H112V186H110V185H107V189L106 188H104V192H102L103 190L102 189H95V191H94V189H93V191L90 189V191H89V188H91V187H88V184L87 183H89V185L90 186H94L95 188H96V186H98L97 188H100V185H98V182H96V180L94 179V180H92L91 178H89V181H91V183L90 182H88V179L87 178H81V180H80V177H78V178H76V176L73 178V176H71V175H73V172L70 170L69 171V173L67 172L68 171V169H67V171H66V173H65V175H63L61 172H64V170ZM121 169H123V170H121ZM146 169V170H147ZM5 171V172H2V171ZM63 170V171H62ZM119 170V171H118ZM160 170V171H161ZM2 172V173H1ZM31 173H33L34 171H30ZM201 174H197V175H195V176H193L192 177V180H200L199 182L201 183V180H202V183L201 184H204V179H203V177L204 178H206L207 179V177H208V179H210L211 181H213L212 182V184H211V181L210 180H208V183H209V181H210V183L209 184H211L212 186H214V189L213 190H211L212 192L213 191H215L216 192V194L218 193V195L216 196L215 195V192H213L214 193V198H215V196L216 197H218V198H220L221 197V195L224 197L223 199L224 200H220V199H218V201H220V203L216 200V198L215 199H213V197H211L212 196V194L213 193H211V198H210V201L208 200L209 199V197L208 198H206V200L205 201H203L204 199H202V202H205L206 203V201H209L210 202V204L209 205H211V204H216V203H219L218 205H220V204H222L223 202H221V201H224V203L225 204H227V206L226 205H220V206H222V207H220V206H218V208H220V212H219V210L217 209V208H215L216 209V212L218 211V213L219 214H221V211H226V209H227V211L226 212H229V210H230V212H231V210L232 211H234V209H232V208H241L240 210H242L243 208H244V210L245 209H248L249 208V206H250V203H248V202H250L249 201V198H250V200H252V198L254 197L255 198V196H254V194H252L251 192H252V190H253V188L256 186V183H260V185H261V183H264V173H261V172H259V171H257V173H256V171H249V170H246V171H237V170H229L228 172H229V176L230 177H234L233 179V182H235V180H236V178H238V179H240V180H238L239 182H240V184H239V182L237 183H232L233 185L234 184H236L237 185V187H244V188H246V190L249 192V189H248V187H246V185H248L250 182V180H251V185H253L252 183H254V181H256L255 182V185L253 186V187H251V185H248L249 187H250V190H251V188H252V190L250 191V193H245V197H244V193H239L237 190H236V185H234V187H229L230 185H231V181H230V179L228 180V181H226V182H230V184H226L225 182V184H226V186H221V185H219L217 182H218V178H217V175H216V172H213V173H210V174H208V173H206L204 170L202 171L201 170ZM238 172V173H237ZM253 172V173H252ZM255 172V173H254ZM4 173V174H3ZM5 173H6V175H5ZM8 173V174H7ZM11 173L14 175H11ZM55 173V174H54ZM68 173V174H67ZM122 175H121V174ZM125 173V174H124ZM206 175H205V174ZM259 173V174H258ZM60 174V175H59ZM64 176H62V175ZM69 174H71V175H69ZM135 174V175H134ZM5 175V176H4ZM9 176V178H8V176ZM203 175V176H202ZM13 176V177H12ZM66 176H71V178H68V177H66ZM198 176L200 177L201 176V178H198ZM3 179H2V178ZM11 177V178H10ZM53 177H54V180H53ZM62 177V179L60 180V178ZM67 178V179H66ZM216 178V179H215ZM78 179V180H77ZM241 179H242V181H241ZM246 179V180H245ZM248 179V180H247ZM67 180V181H66ZM71 180H75V182L77 183L78 181V184H76L74 181H71ZM83 180H85V181H83ZM191 180V181H192ZM56 181V182H55ZM58 181H61V182H58ZM82 181H83V183H82ZM121 181V180H120ZM126 181V182H125ZM247 181V182H246ZM3 182H1V183H3ZM7 182V181H6ZM54 182H55V184H54ZM87 182V183H86ZM97 183V185H96V183ZM206 182H207V180H205V185H208V184H206ZM244 184L243 186H238V185H241L242 183ZM249 182V183H248ZM0 183V184H1ZM61 183H62V185H61ZM84 183H85V186H83L84 185ZM222 183V182H221ZM224 183H223V185H224ZM246 183V184H245ZM258 183V184H259ZM60 184V185H59ZM82 184V185H81ZM86 184H87V186H86ZM257 184V185H258ZM18 185V184H17ZM19 185H21V183L19 184ZM75 185H74V187H75ZM81 185V186H80ZM211 185H208V186H206V187H208V188H206V187H204L205 189H207L209 192H211L210 191V187H212ZM1 186V185H0ZM72 186H73V184H72ZM108 186H110V188L108 187ZM204 186V185H203ZM210 186V187H209ZM261 186H263V185H261ZM260 186V189L262 188ZM81 187V188H80ZM88 187V188H87ZM104 187H106V186H104ZM118 187V188H119ZM222 187H223V189H222ZM257 187H259V186H257ZM256 187V189H254L255 191H257V189H259V188H257ZM264 187V186H263ZM82 188H87V189H82ZM102 188H103V186H102ZM114 188H112V190L114 189ZM173 189V187H172V185H169L168 186V188L167 189ZM175 188V187H174ZM181 188H184V187H181ZM186 188V187H185ZM231 188H233V189H231ZM82 189V190H81ZM109 189V190H108ZM120 189V188H119ZM216 189V190H215ZM218 189V190H217ZM259 189V190H260ZM114 190H118L117 188L116 189H114ZM225 190V191H224ZM254 190H253V193H254ZM262 191H264V189H261ZM260 190V191H261ZM237 191V193L238 194H240V196L238 195V194H236L235 192ZM261 191V192H262ZM91 192V193H90ZM93 192H96V193H93ZM98 192V193H97ZM99 192H100V194H99ZM102 192V193H101ZM223 192V193H222ZM227 192V193H226ZM235 194H234V193ZM93 193V194H92ZM222 193V194H221ZM231 193H232V195H231ZM258 193V192H257ZM98 194H99V196H98ZM104 194V195H103ZM225 194H227V196L225 197L224 195ZM95 195V196H94ZM97 195V196H96ZM230 195V196H229ZM233 195H235L236 196V198H235V196L233 197ZM251 196L252 197V195H253V197L251 198V197H249L248 199H246L247 197L246 196ZM256 195V194H255ZM261 195L263 196L264 195V192H262V193H258V199L260 198V201H261ZM91 196H92V198H94V200L91 202V200H92V198H91ZM94 196V197H93ZM105 196H107V197H110V199H109V201L108 200H106V198L107 197H105ZM229 196V197H228ZM242 196L244 197L243 199H242ZM131 198L133 199V200H131ZM235 198V199H234ZM263 198H264V196H263ZM108 199V198H107ZM117 199H118V201H117ZM211 199H213V200H211ZM257 198H255V200H256ZM121 200H123L124 201V203H123V201H121ZM183 200H185V199H183ZM186 200H187V198H186ZM185 200V201H186ZM245 200V201H244ZM246 200H248V201H246ZM254 200V201H255ZM100 201H98V202H96V203H98V204H100V205H102V203H100ZM111 201H112V203H113V205H112V203H111ZM153 201H156V204L158 205L159 203L161 204V202L160 201H158V199H156V200H152V202ZM185 201H183L182 202V200H181V205H183V204H185L184 202ZM201 201V200H200ZM199 201V204L197 203V202H194V201H190V199H189V201H187V202H192V203H197V206L199 205L200 206V204H201V202ZM216 201V202H215ZM244 201V202H243ZM253 201V200H252ZM251 202V204H255L256 202ZM257 201V200H256ZM260 201H258L259 202V204H261V202L263 201L264 202V200L262 199V201L260 202ZM102 202V201H101ZM110 202V203H109ZM152 202H150V204H154V203H152ZM159 202V203H158ZM209 202H207V204L209 203ZM215 202V203H214ZM231 202V203H230ZM258 202H257V204H258ZM83 203V202H82ZM109 203V204H108ZM116 203H115V205H116ZM135 203H137V204H135ZM190 203H186V205L188 204L189 205V208L188 207H186L187 209H192V210H194V208H190ZM204 203V204H205ZM235 203V204H234ZM237 203V204H236ZM98 204H96L95 206H97ZM106 203H104L103 205H105ZM110 204L112 205V206H110ZM147 203H145V206H144V204H143V206L144 207H146V210H147V205L149 204V202H148V204L146 205ZM193 204V205H194ZM203 204V203H202ZM201 204V205H202ZM203 204V206H202V208L200 207V209H202V210H207L208 211V209H209V211L212 209V208H208V205L206 206V208H208V209H206L204 206L206 205H204ZM247 204V205H246ZM100 205H98V206H100ZM113 206V208H114V210H112V212H116V211H118V212H120V210H118L117 208L119 207H117V206ZM131 205V204H130ZM140 205H142V203L140 204ZM151 205V207H150V205H149V207H150V209L151 210H149L150 212H152L153 211V209H154V211L156 212V211H158V210H155V209H158L156 206L157 205H155V206H152ZM187 205V206H188ZM233 206V207H231L230 209H228V207L229 206ZM249 205V206H248ZM70 206H71V209H69V208H67L66 206H64V207H62L63 209L66 207L67 209H64V210H62L61 209V212L59 211H57V215H58V213H60L59 215H64L65 217H67L68 215H69V213L71 212L70 210H74L76 207H78V204L76 205V204H74V203H71L70 204ZM121 206L119 207L120 209H123V208H121ZM158 206H160V205H158ZM172 206V205H171ZM183 206H185V205H183ZM194 206H196V205H194ZM196 206V207H197ZM198 206V207H199ZM224 206H226V207H224ZM264 207V203H262L261 204V206H259V207H257L256 205H252V206H250L251 208H249V209H253L254 207L257 209V211L259 210V208H260V210H259V212H261L262 214H263V217H264V208H262L261 209V207ZM128 207H127V209H128ZM149 207H148V209H149ZM153 207H156V208H153ZM169 207V206H168ZM211 207H213V206H211ZM214 207H216L215 205H214ZM213 207V208H214ZM224 207V208H223ZM247 207V208H246ZM253 207V208H252ZM74 208V209H73ZM112 208V209H113ZM116 208V209H115ZM130 208V207H129ZM174 208V207H173ZM173 208L172 209H170V208H168V209H165V211L166 212H168V214L170 213V212H172V210H173ZM224 210H223V209ZM254 208V209H255ZM77 209V208H76ZM75 209V210H76ZM126 208H124L123 210H121V212H123V213H126V210H125ZM131 209H129V210H131ZM198 209V210H197ZM238 209V212L240 211ZM124 210H125V212H124ZM129 210H128V213H126V214H130V212L132 211H130L129 212ZM168 210H170V211H168ZM196 210V212L197 211H199V213L200 212H203V211H201V210H199V208H196L195 209ZM214 210V209H213ZM62 211H63V213H62ZM66 211V212H65ZM153 211V212H154ZM236 212H237V210H235ZM234 211V212H235ZM243 211V210H242ZM248 212L250 211V212H254V210H247ZM247 211H245L246 213H247ZM256 211V210H255ZM18 212V213H17ZM65 212V213H64ZM118 212H116V213H118ZM121 212H120V214H121ZM134 214H136L137 215V212H135L134 210L132 211ZM173 212H174V214L176 213V210H173ZM195 212V211H194ZM193 212V213H194ZM195 212V213H196ZM241 212V211H240ZM244 212V211H243ZM13 212L11 211V214H12ZM18 214L19 216H21L20 215V213H19V211H15V214ZM51 213V214H50ZM56 213V211H54V212H49L48 214H50V215H52V214H55ZM67 213V214H66ZM198 213V212H197ZM196 213V214H197ZM225 213V212H224ZM256 213V212H255ZM258 213V212H257ZM261 213H258V214H260L261 215ZM3 214H5V216L3 215V217H5V219H7V217H8V215H11L10 214V212H8L7 213V216H6V212H4ZM14 214V213H13ZM132 214V213H131ZM133 214V215H134ZM171 214V213H170ZM177 214V213H176ZM23 215V214H22ZM122 215V214H121ZM172 215H173V213H172ZM200 215V214H199ZM199 215L197 214V216L196 215H192L193 217H190L189 219L188 218H186V220L185 219H183V220H185V222H182V220H181V222L179 221L180 219H178V221L182 224V228L183 229H185L184 228V224H185V227H187V226H190L192 229L193 228H195L196 229V227L198 228H200V225H199V223L201 224V227H202V223H203V226H204V222L202 221V222H199ZM55 216H56V214H55ZM194 216H196V217H194ZM172 217H174V216H172ZM261 217H262V215H261ZM262 217V218H263ZM153 218V220H155L156 221V219H154V217H151L149 220L150 221H153V220H151ZM194 218V219H193ZM188 219V220H187ZM191 219H193V222H198V223H192L191 221ZM191 220V221H190ZM198 220V221H197ZM264 220V219H263ZM176 221V220H175ZM178 221H176V224H177V222ZM186 221H188L187 223H186ZM201 221V220H200ZM149 222V221H148ZM167 222H170V221H167ZM171 222H173L174 223V220H172ZM170 222V224L168 225V224H166L165 223V225H168L169 227L168 228H170V226H173V225H171V224H173V223H171ZM191 222V223H190ZM255 222V221H254ZM261 221H256V223H255V228L253 227V226H251L250 224H252L253 225V223L252 222H248V226H246V227H244V231L242 232L241 230H243V229H241L240 230V228L243 226V225H246V224H239V226H241V227H238V225L236 226V227H238L239 228V230L242 232V233H240L239 232V230L237 229L236 231L234 230V229H236V228H234V229H232V231L231 230H229V233H227L226 231H223L222 233L220 232L219 233V237H217L218 235V229H216V228H214L213 226H212V222L209 224L208 222H206V223H208L209 225H211V227H213L214 229H216V230H214L213 228L210 230L208 227V224H205L206 226H207V228L209 229H205V232H206V230H208L207 232L210 234H212L213 236L215 235V237L216 238H218L219 240H217V244H213V245H211V247L212 246H214V245H216V247H218V246H221V245H219V243H225V244H222V246H224L226 249H224L223 247L221 248V249H224V250H221L222 252H218L217 250H219L220 251V247H218V248H216L215 246V248L217 249H215L214 247H213V249L211 248V250H210V248H209V250L211 251V253H210V251L207 249V248H204L203 249V251H201V254H200V251L199 250H202L200 247L203 245H205L207 242L206 241H208V239L210 238L211 240H213L214 238H211V237H209V238H206V237H208V236H210L208 233L206 234V237H205V232H204V230H202L203 228H198L196 231L195 230H193V231H195V232H197L198 234H201V231H203L202 233H204L203 235L201 234V236L203 237V239L201 240H199V241H195V240H193V241H195V242H192L191 243V241H189L188 242V240L186 241V240H183L184 242H185V244H184V242L182 241V243L185 245V248L187 247V248H189V245L190 244H188V243H191L192 244V246L189 248L190 249V254H192L193 255V253L195 254V255H198L199 256V254L201 255L200 257H202V258H207V261L205 260V258H204V260L206 261L205 263H207L208 264V261H210L209 262V264H211V263H216V260H214L213 262L211 261L212 260V258H209V256L208 255H206L207 253H206V251H205V249L206 250H208L209 251V253L208 254H211V255H213L212 257L214 258V254H215V256L217 255V254H219V255H223V253H225L226 251H227V253H225L224 255L227 257V259H228V255H230V257H229V260H231V261H228V260H226L227 262H228V264H231L232 263V261H236V258L238 257V261L236 262V264H240L241 262H242V257L243 256H241L240 255V253L241 252H243V251H241L240 252V249L242 250L243 248H244V250L246 251L245 252V255L244 254H242V255H244L245 257L244 258H246V257H248L249 258V255H252V254H250V253H255L257 250L258 251H260L256 246H257V244L256 243H259L258 245L259 246H262V247H264V245H260V243H263L264 244V224L263 225H260L261 227H259V223H260ZM262 222H264V221H262ZM261 222V223H262ZM154 223H156V222H154ZM154 223H152V222H149L148 224L150 225V224H153V225H151V227L153 226L154 227ZM184 223V224H183ZM258 223V224H257ZM260 223V224H261ZM11 223H8V225H10ZM157 224H158V222H157ZM157 224H156V226L155 227H157V228H155L154 227V229H156L158 232H159V230H160V232L162 231L161 229L163 228V231L165 232L166 230H165V228L166 229H168L167 227H165L164 225L162 226V228H160L159 229V224H158V226H157ZM176 224H174L175 226H176ZM179 224V223H178ZM181 224H179L178 225V228H180L179 226L181 225ZM191 224H192V226H191ZM193 224H194V226H196V224H197V226L196 227H193ZM13 225H15V224H12L11 226H13ZM30 225V223H28V226ZM31 226H32V224H31ZM174 226V227H175ZM259 228H258V227ZM30 227V226H29ZM36 226L33 224V226L32 227H30V228H32L31 230H37L36 228H35ZM177 227V226H176ZM175 227V228H176ZM189 227V228H190ZM248 227V228H247ZM250 227H251V229H252V231L254 232V234L253 233H251L252 231H251V229H250ZM171 228H173V227H171ZM169 229V230H167V232H169V236H170V231L172 230V229ZM181 228V229H182ZM191 228H190V231H191ZM247 228V229H246ZM159 229V230H158ZM182 229V230H183ZM250 229V230H249ZM258 229V232L256 231ZM263 229V230H262ZM153 231V232H156V233H158L157 231ZM185 230H188V229H185ZM212 230H214V232H212ZM248 230V231H247ZM259 230H261V231H259ZM189 231V230H188ZM200 231V232H199ZM209 231H211V232H209ZM237 231H238V233H237ZM250 231V232H249ZM255 231H256V233H255ZM153 232H148V233H146V234H149V233H152L153 235L155 234V233H153ZM160 232H159V235L162 237V238H160L159 237V235L157 236V234L156 235H154V236H156V238H157V240H156V238L152 235V234H149V236L151 237V235H152V237H154V239L152 240L153 241V243L155 244V245H153V244H151L152 243V241H151V239H149L150 237L148 236V239H149V244H151V245H153L152 247L153 248H155L156 250H158L159 249V247H160V249H162V247H164V245L165 246H170V245H168V244H171V241L173 242V241H175V242H179L180 241V237L179 236H177V235H175L174 236V234H173V237H172V234H171V239L168 237V235H167V232L166 233H164V232H162L161 234H160ZM231 232V233H230ZM233 232H235V233H233ZM217 233V234H216ZM227 233V234H226ZM262 233V234H261ZM221 234V235H220ZM224 234V235H223ZM229 234V235H228ZM238 234V235H237ZM241 234V235H240ZM246 234V237L245 236H242V235H245ZM248 234V235H247ZM163 235H165L164 237H163ZM167 235V236H166ZM229 236V238L231 237V239H229V238H227V236ZM236 237H235V236ZM240 235V236H239ZM146 236V235H145ZM174 237H179L180 239H178V238H174ZM222 237H225L224 239H225V241L223 240V238ZM258 237H263V239L262 238H260V240H259V238ZM165 238V239H164ZM215 238V239H216ZM222 240H221V239ZM241 238H242V241H243V243L241 244V243H239V241L238 240H240V242H241ZM245 238H247L248 239V241H247V239H245ZM252 238V239H251ZM256 238V239H255ZM147 238H145V240H146ZM162 239V240H161ZM175 239V240H174ZM178 239V240H177ZM229 240V241H227V240ZM246 240V241H244V240ZM162 241V243L163 244H161V241ZM164 240V241H163ZM171 240V241H170ZM210 240V241H211ZM234 240H236V241H234ZM249 240L251 241V243H253V244H250V242H249ZM252 240H254V241H252ZM150 241H151V243H150ZM160 241V242H159ZM166 241H170L168 244H167V242ZM219 241H222V242H219ZM117 242H119V241H117ZM117 242H116V247L117 246H120V245H123V246H126L125 244H127L128 242L126 241L125 243H120V245H118L117 244ZM121 242V241H120ZM124 242V241H123ZM145 242V241H144ZM146 242H148V240L146 241ZM145 242V243H146ZM166 242V243H165ZM24 243H28V242H24ZM23 243V244H24ZM39 243H42V242H39ZM84 243V242H83ZM83 243H81V242H75V243H73L72 245L70 244V246L69 247H71V252L70 253H73V254H75V252L77 253V251H79L80 249V251H82V253H81V256L84 254L83 252H85L84 250H82V249H84V247L85 246H87V245H85L84 246V244H88L89 243V241L88 242H85L84 244ZM112 243H114V242H112ZM174 243V242H173ZM172 243V244H173ZM205 243V244H204ZM216 243V242H215ZM228 243H230L229 244V247L227 246L228 245ZM233 243L235 244V245H237L236 243H239L236 247H235V245L233 246ZM247 243V244H246ZM45 244H47V243H45ZM45 244L43 245H41V246H39L38 245V250H37V253H36V250H35V252L33 251V252H30V254H31V256L29 255V257H31V259L32 260H34V258H36L37 259V261H36V259H35V262H36V264H38V260H40V262H39V264H41V261L43 260V262L44 263H42V264H56V262L58 261V263L57 264H62V263H64V261H65V264H71L70 262H72L73 264H75L76 262H77V260H78V258L76 257V255L78 256V254H76L75 255V257H74V259H73V257H71L70 256V253H69V248L68 249H66L68 246H64V248H65V250H67L66 252H68L69 253V255H67V253H66V255L69 257H71V258H69V260H68V258H65L66 260H63L62 261V259L59 257V255H64L63 254V247H59L58 245H55L56 247H59L58 248V250L60 249V248H62L63 250H61V251H63V252H61V251H59V252H61L62 254H60L58 251H57V249H56V247L54 246V244H47V246H46V249H44L45 247H43V246H45ZM79 244V245H78ZM89 244H91V246L89 247V245L87 246L89 249H87V247H86V250L88 251V253L89 254H87V255H89L88 257H89V260H91L92 261V258L93 259H95V258H97V259H95V260H98L99 259V261H101V256H99L98 254V252L96 251V253H95V251H93V250H91V248L93 249V244L94 243H89ZM111 244V243H110ZM110 244L109 245H107L106 247H109L110 246ZM128 244H131V245H134V243L133 242H131V243H128ZM147 245H149L148 243H146ZM188 246H187V245ZM246 244V245H245ZM250 245L249 247H247V245ZM49 245V246H48ZM50 245L52 246L53 245V248L52 247H50ZM74 245V246H73ZM78 245V246H77ZM84 246V247H80V246ZM146 245V246H147ZM158 245H160L159 247H158ZM179 246V245H181V246H183L182 244H181V241H180V244L178 245V243H174V246ZM195 245H199V248H197V246H196V250L198 249V251H199V254H198V252H194L193 250V248L192 247H195ZM207 245V244H206ZM205 245V246H206ZM218 245V246H217ZM226 245V246H225ZM233 247V248H231L232 250H234L233 252H232V254H234V252H237V253H235L234 255H232L231 253L230 254H228L229 252H228V250L230 249V247L231 246ZM243 245H245V247H241V246H243ZM254 245V246H253ZM73 246V247H72ZM76 246V247H75ZM95 246V245H94ZM112 246L113 247H115V245H113L112 244ZM112 246H110L111 248H113ZM122 246V247H123ZM155 246H157V247H155ZM173 246V245H172ZM176 246V247H177ZM202 246V247H203ZM239 246H240V249H239ZM48 247V248H47ZM54 247H55V249H54ZM79 247V248H78ZM96 247V250L97 249H99V245H98V247H97V245L95 246ZM101 247L103 248L104 246H102L101 245ZM122 247H118V248H120V249H118L117 250V252L118 251H120L121 250V248ZM207 247V246H206ZM234 247H235V249H234ZM238 247V248H237ZM253 247H255V249L257 248V250H255V251H252L251 252V250L250 249H252V250H254V248ZM0 248H1V246H0ZM2 248H3V246H2ZM5 249L7 248V247H4ZM4 248L3 249H0L1 251H0V253L1 252H3V256H4V254H5V256L3 257V258H5L7 255H6V253H7V251L9 250H4ZM43 248V249H42ZM50 248V249H49ZM75 248V249H74ZM126 247H124L123 248V250L125 249ZM149 248H150V246H149ZM148 248V249H149ZM153 248H151L150 250H152ZM182 248V247H181ZM181 248L179 249V250H181ZM183 248H184V246H183ZM184 248V250L182 249L181 251H187V249H185ZM236 248H237V250H236ZM249 248V249H248ZM260 248V247H259ZM52 249V250H51ZM54 249V250H53ZM77 249V250H76ZM79 249V250H78ZM127 249V248H126ZM121 250V252H118V256H117V252H115V254H116V259L118 260V259H120L121 258V255H125L126 256V254L128 253L127 251L128 250ZM191 249H192V252H191ZM215 249V250H214ZM228 249V250H227ZM230 249V250H231ZM239 249V250H238ZM261 249V248H260ZM40 250V251H39ZM42 250V251H41ZM45 250H46V252H45ZM75 251V252H72V251ZM91 250V251H90ZM154 250V249H153ZM226 250V251H225ZM231 250V251H232ZM247 250H249V252H247ZM263 251H264V248L262 249ZM261 250V251H262ZM11 251V250H10ZM50 253H48V252ZM51 251V252H50ZM80 251H79V254H80ZM187 251V253H189ZM212 251H213V253H212ZM223 251H225V252H223ZM230 251V252H231ZM258 251L256 252V254H258V257H259V253L261 254L262 252L260 251L259 253H258ZM5 252V253H4ZM13 252V254L16 252L17 253V250L15 251V250H13L12 251ZM11 252V253H12ZM21 253V255L19 254V253H17V254H15V255H17V256H22V254H23V256L22 257H24V256H26V253H24L23 251H20ZM26 252V251H25ZM38 252H42V253H38ZM56 252V253H55ZM94 252V253H93ZM150 252H155V250L154 251H150ZM206 253L205 255L206 256H208V257H206V256H204L202 253ZM216 252V253H215ZM238 252H239V254H238ZM10 253V252H9ZM28 253V252H27ZM87 253V252H86ZM85 253V254H86ZM98 253V254H97ZM119 253H123V254H119ZM249 254L248 256H247V254ZM253 253V254H254ZM8 254V253H7ZM46 254V255H45ZM58 254V255H57ZM93 254H95L94 256H93ZM97 254V255H96ZM263 254V253H262ZM28 255V254H27ZM33 255L35 256L34 258H33ZM65 255V256H66ZM91 255H92V257H91ZM119 255H120V258H119ZM221 255V256H222ZM223 255V257H225ZM236 255H237V257H236ZM240 257H239V256ZM43 256V257H42ZM66 256V257H67ZM204 256V257H203ZM232 256H234V257H232ZM264 254L262 255V257L261 258H258V259H260V261L257 259V261H259L258 262V264H260L263 260H264ZM50 257V258H49ZM55 257L57 258V260L55 259ZM95 257V258H94ZM100 257V258H99ZM211 257V256H210ZM217 257V256H216ZM215 257V258H216ZM219 258H220V256H218ZM225 257V258H226ZM254 257V258H253ZM257 257V256H256ZM2 258V253L0 254V259L2 260L3 259ZM43 258V259H42ZM48 258V259H47ZM52 258V259H51ZM124 258V257H123ZM233 258H235V260H232ZM248 258H246V260H248ZM262 258H263V260H262ZM42 259V260H41ZM51 259V260H50ZM71 259H73V260H71ZM77 259V260H76ZM218 259V258H217ZM223 259V258H222ZM251 259V258H250ZM255 260V256L253 255L252 256V260L251 261H253L254 262V264H257V261H254ZM48 262H47V261ZM60 260V261H59ZM121 260V259H120ZM219 260V259H218ZM239 260H240V262H239ZM244 260V259H243ZM246 260H244L245 262H243L244 264H251L252 262H250V260L247 262ZM49 261H50V263H49ZM222 261H224V260H222ZM226 261H224L223 263H225ZM68 262V263H67ZM75 262V263H74ZM94 262H96V261H94ZM230 262V263H229ZM233 262V263H234ZM239 262V263H238ZM256 262V263H255ZM264 262V261H263ZM218 263H219V261H218ZM217 263V264H218ZM204 264V263H203ZM220 264H222V262H220ZM226 264V263H225ZM235 264V263H234ZM253 264V263H252Z\"/></svg>",
  "mask_w": 264,
  "mask_h": 264
}]
</instances>
